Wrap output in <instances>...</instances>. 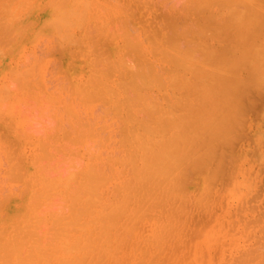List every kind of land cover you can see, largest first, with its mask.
<instances>
[{
	"label": "bare ground",
	"instance_id": "obj_1",
	"mask_svg": "<svg viewBox=\"0 0 264 264\" xmlns=\"http://www.w3.org/2000/svg\"><path fill=\"white\" fill-rule=\"evenodd\" d=\"M41 1V0H40ZM52 1V0H51ZM94 1V2H93ZM96 1V2H95ZM98 1V2H97ZM105 1H107V0H102V1H99V0H53V2H52V4L53 5H56V7L54 8V9H52L51 10V14L49 13L48 15H50V18L49 17H47L48 18V20L46 21L45 19H44V21L46 22V23H44V21L42 22V23H44V24H42L43 25V27H44V31H45V34H43V33H41V35L43 34L44 35V37L42 36V37H40V33L38 32V30H35V32L37 33L38 32V35L39 36H37V38H41V43L42 44H40V42H39V45L41 46V45H43L42 47H40V48H42V50L40 51V53H38V48H36V49H34L35 47H33L32 48V46H29L28 45V43H27V45L31 48L30 49V55H27L26 57H25V55H26V53H24V54H22V55H24L23 56V59L25 60L26 59V63H23V61L24 60H22L21 61V57H20V61L23 63V64H21L20 63V66H18L17 65V63H16V65H17V67H19L18 69H17V71H16V69H15V71H13V72H15V73H13L11 70L9 71V74H7L6 73V76L8 77V79H10V84L8 83V81H7V79H6V76H5V80H6V82H4V84H3V86H2V84H0V86H2V88L0 89L1 91H0V123H1V125L0 126H3L4 124H3V122L4 123H6L4 120H6L7 118H8V120H6V121H9L10 122V120L12 119V122L13 121H15V116L17 115V118L19 117V115L21 114L22 115V118H19L20 120H21V123H22V125H19L20 126V129H24L25 130V133L26 134H28V132H30L31 130H33V133H34V131L36 132V129H39L40 130V128L38 127L37 128V125H36V123L35 122H33L32 124H33V126H30V125H25V124H29L30 122H32V118H34V120L36 121H39L37 124L38 125H40L39 123H41L42 121H43V119H41V115H42V113H43V115L44 116H46V115H48V116H51V120L52 121H54L55 123L57 122V121H55L56 119L57 120H59L60 118L62 119H60L59 120V122H62V123H56V125L57 124H63V123H67L66 125H67V127H66V125L65 126H62L63 127V129H65V131L66 132H69V134L68 133H64V132H62L63 131V129L60 131L61 133H64L63 135L64 136H61V137H63V138H60V136H59V139L60 140H58V142H57V138H58V135L57 134H60L59 133V130L62 128V127H60V125H59V130L57 131V133H56V131H54L56 134L55 135H57V138L55 139V135L53 134L54 132H49L48 130H50V129H47L46 128V126L45 127H42L41 129H42V132L43 131H45V132H48V133H44L43 132V134L44 135H42V132H40L39 130H37L38 132H40V133H38V136H37V132H36V134L34 133V134H32L31 136H32V138L34 137V135L35 136H37L38 138H40V136H41V139H42V136H44L45 137V134H47V135H50V134H53L54 135V137H53V139H54V141L56 140V142L55 143H53L54 141H53V139L51 138L52 136H50L49 137V139L51 138L52 139V141L53 142H50V144H49V142H47V140H49V139H45L46 141H44V144H46V142H47V144H49V145H45L46 147H44V145L43 144H41V142H39L38 141V143H39V145L38 146H40V147H42L41 145H43V147H44V150H45V152L43 151V153L41 154L40 152H42V150L41 149H38L37 151L39 152V156H38V154L36 153V155H37V157H40L41 156V159H42V155H45L46 153L47 154H50V150H52V155H51V157H49V155H48V157H46L47 156V154H46V156H44V158H46V159H43V160H41L40 161V158H39V161L41 162L40 164H41V166L39 167L36 163L38 162V159H37V161H35L36 163L33 165V164H31L32 165V167H34L35 165H37L38 167H36V168H38V169H33V171H36V170H40V174H39V177H36L35 179H37L36 181H37V183H38V181H39V179H41L40 181H41V186L39 187L38 185H37V187H36V189L39 187V191L38 190H35V187L33 188L32 186H34V184L36 185L37 183H35L34 182V184L32 185L31 183V187L35 190V192L36 191H38L37 193H35V195H34V193L33 192H31L32 193V195L30 196V197H32L33 195L34 196H36V198L38 199V201H37V203L35 202V200H36V198H34V196H33V198H32V200H31V198L29 197V195H28V199H30V200H28V199H26L27 200V202H28V205H31L32 206V204H30L29 202L31 201V203H33V200H34V202L36 203H33V204H35L34 206H32L31 208L30 207H28V205H26V209L27 208H29V210L27 209V212L29 211L30 212V210H32V209H35V208H39V207H41L42 206V208H43V211L42 210H37L36 209V211L34 210V213L32 214V212H33V210H32V212H31V214L28 212V215L30 214V216H26L25 214L27 213V212H25V213H23V215H22V217H24V215L26 216V218L24 219V218H22L21 217V222L19 221L20 219L18 218L17 219V221H15L16 219V213H15V223L17 224H14V221L12 222V224H13V230H11L12 232L10 233V234H6L5 233V235L4 234H0V264H114L113 262H115V260H116V262L115 263H120V264H122V260L126 257H123L124 255H122L121 256V258H120V251L122 250L121 249V247H120V245H123V243H124V241L123 240H125V242H126V239L127 238H129V239H131L130 237H132V236H130V234L131 235H133L132 233H131V228L133 229V230H135V228L137 229L138 227H141V226H145L146 227V225L145 224H147V223H144L143 225L141 224V226H139V221L142 219H144V215H143V217L142 218H140V215L142 216V214L143 213H145L144 211H146V213H145V217L146 218H148V219H150L151 220V217L150 216H152L153 218H152V220L154 219V216L153 215H155V217H156V219L159 221H156L157 222V226H155L156 227V229H158V230H155V228H154V230H153V232H154V234L156 233V235H153V236H156L155 237V241H153L154 240V238H153V236L151 235H149V237L147 236L146 237V239H145V237H143L142 235V237L144 238H140L141 240H142V242H144L145 240H148L149 241V239H151L150 240V242H152V245L154 246L155 245V247H158L157 248V251L159 252V251H161V253L163 254L164 252L166 253V251H164V248H165V250H166V248H167V245H165L166 243H168L167 241H166V239L168 238L169 240L171 239V240H173V241H176L175 240V236L176 237H178V238H181L182 236H180L183 232H184V230H183V232L181 233V229H184V228H182V226H184V225H182V226H180V224L178 223V226L179 227H177V222H178V220L177 219H175V220H177L176 222L175 221H173V222H175V224H176V228L174 227V223H172V220H174V216L173 217H171V216H169V215H164L165 213H168L169 212V209L170 208H168L169 207V204L167 203V201L169 200V199H171V197H173V199H172V201H168V202H170V204H171V202H173L174 201V199H175V203L173 204V206L171 207V209H172V213H173V210H174V208L175 209H178V207L180 206V205H182L181 206V208L179 207V209H183L182 207H183V204H182V202L183 203H187L186 202V199H184V197H183V195L185 194V197H186V194H188L189 195V193L187 192V189H186V187H185V189H184V186L182 185V184H184V185H186V182L185 181H187V179H189L188 177H192V175L193 174H195V172H196V174H197V176L199 175V173L198 172H200V175H201V173H203L202 171V168L203 169H205V167H206V169H208L207 171L206 170H204V171H206V172H208L209 171V168L210 167H208L210 164H211V161L208 163V164H205V154H210V152H211V154L209 155L208 154V156H207V158H212L213 159V157H216V155H217V153L219 152H216V155H215V152H214V149H213V147L215 148V150H220V151H223L224 152V150H223V147L221 146V149H217V148H220V146L219 145H221V143H222V140H221V142H220V139L218 140V142H216L217 140H216V138L218 139V138H222L223 136L225 137L226 136V134H229L230 132L232 133V131H233V126H231V124L233 125V124H235V122H232V121H236L237 123H238V121H239V117H241V113L243 112V110L246 108V105H242V106H240L239 104H237V102L238 101H240V99H241V101L240 102H238V103H240V104H245V101H244V98H245V95L244 94H246V96L248 95V97H249V94H248V92L249 91H255L256 90V93L259 91V90H262V88H264V87H260L258 84V86H256V83L255 82H253L254 81V77H257V74H258V76H260V74H262V73H260L261 71H264V70H262V69H264V67H262V66H264V65H260V63H261V61L262 60H264V18H262V15H264V14H261V16H258L260 13H262L261 11V7H264V5H262V4H264V3H262V2H264V0H262V2L261 1H258V0H255V1H257V3H256V8L258 7L257 6V4H259L260 5V3H258V2H261L262 4H261V7H259V10H258V15L255 13V12H253L254 14H256V15H254L251 11L254 9V4L253 3H251V1H254V0H196L197 2H195V0H192V2L194 1V3H198L197 5H195V6H197L196 7V9L194 8L195 6H194V4H192V2H191V0L190 1H188V2H190L189 4L192 6L193 5V10H195V13H197L196 15L198 16V19H199V22H198V26L199 27H207V29H208V31L210 30L211 32H209V34H208V31H207V29L205 28H203L204 30H202V28H198V27H196V28H198L199 29V31L201 30V34H203L204 32V34H203V38H204V40L206 39V42L205 41H203V38H202V41H201V38L198 36V37H196L195 38V41L193 42L192 40L194 39V37L193 36H195V34L193 33L194 32V30H195V28L193 29V32H192V37L191 38H193V39H189V38H187L188 37V34L187 33H182V34H184V35H182V34H180L181 32L180 31H177V28H175L176 26L173 24V26H172V23L173 22H171L170 21V23H169V25H167V26H169V28H171L172 27V30H170L169 28H168V30H170L169 32H171V33H169L168 32V30H166L165 28L167 27V26H165L164 27V25H163V30L165 29L167 32H165L164 33V39H165V41L164 40H161V44H159V42L157 41V39H155L158 43H157V45L159 44L161 47V49H159L160 51H161V53H158L157 54V52L156 53H154V49L156 48V42H155V40L154 39H152L153 37H150L151 38V40H154V42H152V41H150V38L148 39V36L147 35H145V38H147V39H145L144 38V36H142L147 42L148 41H150L149 43H146V44H148L149 46H150V48H152L153 47V51L152 50H150V54H152L153 53V56L156 54L157 56V62H155V63H157L158 65H154L153 64V66H151L152 64H150L149 65V69H152V70H149V69H147L148 68V65H146V64H148V62H146V66L144 67V68H146L147 69V71H145L146 69H144L143 68V66H144V64L143 65H139V64H141L140 63V61L142 60V61H145V57L144 56H146L147 54L146 53H148V55H149V52H146L145 51V49L146 50H148L149 51V49L147 48V47H144L145 45H144V39L142 40V42H143V44L141 43V41H139L138 43H141L142 45H144L143 47L145 48H142L141 46V44L139 45L142 49H143V51H145V52H140V50L138 51L139 53H145L144 55L142 54V56L144 57V58H140L141 60L139 61V58L137 59V57H135V55H134V53H136V52H134V53H132L133 51H130V50H128L129 48H127L126 50H124L125 48H122V47H120V48H122L121 50L120 49H118V50H120L121 52H123L122 53V58L119 56L120 54L118 53V56H117V54L115 55V56H117V57H114V55L112 54V57H114V58H117V60L118 61H122V59L124 60V61H122L120 64H122V65H119V63H118V61L117 60H114L116 63H114V62H111V60H109V56H108V58L107 57H104V55H102V51L103 50H105L106 48H102V45H105V46H107L108 45V43L109 44H111L112 42H110V41H115V37H117L116 38V40L117 39H122V40H120V42L122 43V42H124V44H128L129 42V40H127V39H130L129 37L131 36L130 34H133V33H135V32H138L139 31V29H138V27H139V24H138V27H136V25H135V27L134 26H132L131 25V27H129V28H131V29H135L134 31L132 30H130V29H128V25H126V24H129V23H124V22H122V24L121 23H119V21H117V18H119V17H122L121 15H123V14H121L120 12V15L118 14V15H116V13L118 12V7L117 6H119L120 8L123 6L124 7V5H125V7L128 5V6H130V4H132L133 3V7L132 6H130L131 8H133V11H134V9H135V11L137 10V6H138V4L137 3H139V1L143 4V2L142 1H144V5H149V4H146V3H151L152 1L151 0H149V1H145V0H137L138 2H136L135 0V2L133 1V0H131V2H129L130 0H128V1H125L126 3H128V4H124L123 2H122V0L121 1H119V0H113V2L114 1H116V4H117V2H118V5H116L115 4V2L113 3V5H115L114 7H116L115 9L117 10H115L116 11V13H115V11H114V13H115V15L114 16H116V17H114V19L112 20V17L111 16H113L112 14H109L108 15V17L110 18L111 17V19H110V23L108 22V24H106L105 23V26H104V28H105V30L107 31H105V30H103V31H105L107 34H108V32H109V35H108V38L110 37V39H108L107 37H105V38H107L109 41L107 42V41H105V40H107V39H102V40H104L103 42L105 43H99L98 42V40H99V38L101 39V37L103 38V35L104 36H106L107 34L105 33V32H103L102 34H100V35H102V36H98L99 38H97V35L96 34H98L97 32L95 33L94 31H99V26H100V24L101 23H99V22H101V20L103 21H106L107 19H108V17H103V18H105V19H103L102 17H96V16H92V15H102V16H104L102 13H105V16H107L106 15V12L108 13H110V11L111 10H113V8H111V6H109L108 7V5L110 4V3H108L109 1H107V3L105 2ZM213 1H216V2H213ZM42 2V1H41ZM93 2V3H92ZM101 2V3H100ZM102 2H103V4H102ZM104 2L106 3V5H104ZM111 2H112V0H111ZM217 2H219V3H217ZM45 3V2H44ZM46 3H48L47 1H46ZM51 3V2H50ZM95 3V4H94ZM120 3H122L121 5H119ZM38 4V0H28L27 1V6L28 7H34V6H36ZM49 4V3H48ZM98 4H100V5H98ZM135 4H137L136 6H135ZM140 4V3H139ZM141 4V5H142ZM211 4H213L212 5V7L216 4L217 6L218 5H220V6H222L223 7V9L224 10H218V11H220V15L222 14H224L225 13V15H226V13H227V15L225 16V18H224V16H222V17H220V15H212V12L210 11V13H209V11H205V10H208V8H209V5H211ZM13 5V4H12ZM93 5H98V7L99 8H101L102 9V12H96L93 8H95V6L94 7H92ZM111 5V4H110ZM216 5L213 7V8H216ZM23 6V5H22ZM103 6H106V7H104V9H106L105 10V12H103L104 11V9L102 8ZM127 6V7H128ZM135 6V7H134ZM219 6V7H220ZM13 7V6H12ZM98 7H97V11H98ZM121 8L122 10L121 11H123L124 10V8ZM126 7V12H122V13H127L128 14V12L130 13L131 12V8H127ZM211 6H210V9L212 8ZM219 7H217V8H219ZM238 7H242L244 10H238ZM110 10H109V9ZM206 8V9H205ZM225 8H228V9H225ZM255 8V9H256ZM3 9V8H2ZM45 9V8H44ZM96 9V8H95ZM129 9H131L130 11H128ZM198 9V10H197ZM201 9H203V11H205L206 13H207V16H203L202 15V17L203 18H205L204 19V21L205 22H207V19H208V22H207V25H209V27L207 26V25H201V22H203V21H201L200 19L202 18V17H200L199 16V13L200 14H202L201 12H202V10ZM205 9V10H204ZM219 9H221V7L219 8ZM250 9H252V10H250ZM254 9V10H255ZM258 9V8H257ZM262 9H264V8H262ZM24 10V9H23ZM124 10V11H125ZM217 10V9H216ZM248 10L251 12V14H249V13H247L248 12ZM261 10V11H260ZM15 11V10H14ZM13 10H12V12H14ZM100 11V10H99ZM128 11V12H127ZM132 11V12H133ZM224 11V12H223ZM259 11H260V13H259ZM30 12V11H29ZM98 13V14H96V13ZM112 13H113V11H111ZM222 12V13H221ZM95 13V14H94ZM100 13V14H99ZM203 14H205V13H203ZM111 15V16H110ZM206 15V14H205ZM210 15V16H209ZM24 16V15H23ZM38 16H40L39 14H38ZM76 16H78V18L79 19H76L77 17ZM82 16H84V17H82ZM89 16H91V17H89ZM124 16V15H123ZM212 16V17H211ZM214 16H215V22H218V20L221 18V20H219V22L218 23H216V24H214ZM219 16V17H218ZM13 17V16H12ZM51 17H52V19H53V21H52V19H51ZM93 17V20L95 21H93V25H94V23H95V27L93 26V29L94 30H92V25L90 26L89 25V23H88V19L89 18H92ZM97 19H96V18ZM262 18V19H260V18ZM20 18V17H19ZM82 18H83V20H82ZM85 18V19H84ZM95 18V19H94ZM102 18V19H101ZM170 18L172 19V17H171V15H170ZM203 18H202V20H203ZM209 18H211V20L213 21V22H211V20L209 19ZM100 19V21L98 22L97 20H99ZM224 19V20H223ZM20 20V19H19ZM77 20V21H76ZM87 20V21H86ZM91 19H89V21H90ZM109 20V19H108ZM115 20V21H114ZM223 20V21H222ZM262 20V21H261ZM12 21V20H11ZM16 21H18V20H16ZM29 21H30V19H29ZM111 21H113V22H115V25L113 26V24H112V22ZM116 21H117V23H119L120 25H116ZM24 22V21H23ZM37 22V21H36ZM50 22H52V23H50ZM17 23V22H16ZM27 23V22H26ZM90 23H92V22H90ZM97 23H98V25H97ZM209 23V24H208ZM2 24V23H1ZM10 24H12V23H10ZM111 24V25H110ZM124 24V25H123ZM212 24V25H211ZM215 26H214V25ZM106 25H107V28H108V25L111 27H109L108 29H110V31L111 30H113L114 32L112 33V35H111V32L110 31H108V29H106ZM122 25V26H121ZM130 25V24H129ZM156 25H160V24H156ZM22 26H23V24H22ZM35 26V25H34ZM33 26V27H34ZM39 26V25H38ZM37 26V27H38ZM119 26H121L120 27V29H119ZM127 27V30L126 29H124V27ZM142 26V25H141ZM158 26L156 27V28H154L153 29V26H152V29H151V27H150V29L152 30H147L145 27H149V26H144V28H143V31H145V30H147V32H149V34L152 36V33L154 34L153 36H156V34H157V36H158V39L160 38V36H159V34H160V29L158 30V32L157 31H155V30H157V28H158ZM214 26V27H213ZM2 27V26H1ZM116 27H118V28H116ZM125 27V28H126ZM161 27V26H160ZM176 29H174V28ZM52 28V29H51ZM121 28H123V30H125L124 32H121L120 30H122ZM118 29V30H117ZM161 29V31H163ZM2 30V29H1ZM78 30H80V34H82V33H85L86 32V30H88V32H86L89 36H87V35H85V34H83V35H85V38L83 37V36H80L81 38H83V40H81V44L82 45H80V39L81 38H79V36H77L78 38H77V42H79L78 44L81 46V47H83V45H86V48H88V46L91 44V42H89V41H91V40H89L90 38V34H91V31H92V34H91V36H95L94 38H91L92 39V46H94V47H91V46H89L90 48V50L91 51H93L94 50V52H89L88 50V52H83V51H81L80 52V54L81 53H85V54H87V59L89 58V56L90 55H88V54H91V59L89 60L90 62V67H95L96 65H97V68L99 67L100 68V66H98V65H105V59H107L106 60V65H107V67H105L104 65L103 66H101V68L103 69V71L105 70L106 71V69L107 70H109L111 67H112V69H110L109 71H106V74L108 75V76H111V77H109V79L111 78H113V77H115V75H116V73H114V75H112L111 73V71H115V72H117L116 70H117V68L119 69L120 68V66H123V65H125L126 64V61L125 60H127V64L128 65H125L126 67H128V66H132V68H130V67H128V68H130V70L132 69V71H129V70H127L128 68H126V69H124L125 67L123 66V67H121V68H123V69H121V74L119 73L120 72V69H119V72H117V75H118V73H119V75H118V78H122L123 80H125L124 79V76L122 77V73L125 71V70H127V72H128V74H130V75H128L129 77H130V81H128V82H130L129 84H127L128 82H124V81H121V78L119 79V81L117 82V84L119 83H121V82H123L122 84H124V85H122V84H120V86L122 85L123 87H125V88H123V87H117L118 85L116 84V82H115V84H116V86H115V84L114 85H112V86H115L116 88H118V90L116 89V91L118 92V91H122V92H124V93H116L115 92V90H114V88L112 87V88H110L109 86V84L108 83H106V84H103V85H105L108 89H110V91L112 92V89L114 90L113 92H115V93H109L108 92V89H107V91H106V93L108 94V96H109V99H110V102H113L112 104H115L114 106L113 105H110V106H112L113 108H111L112 110H114L115 108H116V111H118V113H119V120L121 121L122 119H124L125 121H128L129 122V120H130V122H129V124H131L132 122H131V120H133V122H136V123H134L135 125L134 126H137L136 128L133 126V123L131 124L132 126H133V128L132 129H130L129 131H128V133H126V135H125V137H122L121 136V134H119L120 132H122V131H119V130H124L121 126H123L122 125V123H121V125L119 126L118 124H120V122L119 123H117V122H113L114 124L116 123L119 127H117V129L116 128H114L113 126H112V130L113 129H116L118 132L116 133V135H120L119 137H122L121 139H119V138H117L118 139V142H123V144L122 145H120V143H118L117 144V141H116V144L115 145H118V146H115V145H113L112 146V149L114 148L115 149V147H117V149H116V152H117V150L119 151L120 150V148L119 147H121L122 146V150H124L125 149V153L122 155V157H121V155H118V156H116V154L117 153H115V152H113L112 151V149L109 147V145H107L108 146V148L105 146L106 144H104L105 143V141H106V139H102L101 138V135H100V133H99V131H96L98 128H99V126L97 127V129H95L96 127V124L95 123H97L96 121L94 122V119L92 120L91 119V117H93V115H94V118L96 117H98V119H99V117L101 116H98L99 114H108L109 115V112H107L108 111V107L109 106H107V103L105 104L104 102L106 101L107 102V98L106 97H108V96H106V95H104L105 94V89H104V86L102 87L101 85H99V84H102L103 83V81H107V80H109L108 78L105 80V78L106 77H108V76H105V78H103V76H102V72L101 73H99L98 74V71L97 70H95L96 72H94L93 71V68H91V70L92 71H89V73L88 74H90V72H92V73H95V75L93 74H91V77H92V79H91V77H90V79L88 78V81H89V84H88V82H87V84H88V86L89 85H93L92 83H94V81L95 80H98V81H95V82H102V83H99L98 85H93L92 86V88H89L90 89V92L88 91V89H84L86 86H87V84L86 85H84L83 86V84L82 83H80V84H82L81 86L80 85H78L76 82H74L73 81V78L72 77H69V76H67V73H64V71H63V73L64 74H66V76L67 77H65L64 79L66 80V78L68 79V77L70 78L69 79V81H72V82H74L75 84V87H77V91H75V90H72L73 88H70V87H73V84H71V82H70V84L72 85H70V86H68L67 87V90L69 91V89H70V91H71V93L70 92H68V93H70V95H72V93H73V95H76V92H77V95H76V97L78 96H80L81 98H80V100H82V98L84 97L83 95H84V92H86L85 94H87L88 96H86L85 95V98H83V100H86L85 102L82 100V101H79V99H77L75 96H73V97H75V99H77V105L78 104H80V105H78L79 107H77V106H75L76 105V100L75 101H73V99L70 101V97L68 96V93H66L67 92V90L65 91V89H66V87L65 88H63L64 87V84H65V81H63L62 80V78H63V76L61 75V72H60V76L61 77H59V72L58 71H61V69H62V66H61V63H59V61L61 60V57H62V54H61V52H62V50L64 51L67 47L69 48H71V47H73V45L75 46V45H77L78 46V48H81V47H79V45L78 44H76L77 42H76V35H78V34H76L75 35V33H76V31L78 32ZM116 30V31H115ZM178 30H179V28H178ZM6 31V30H5ZM85 31V32H84ZM119 33H121V34H119ZM141 31V30H140ZM174 31L176 32H179V34L178 33H174ZM207 31V32H206ZM1 32V31H0ZM31 32V31H30ZM93 32H94V34H93ZM146 32V31H145ZM156 32V33H155ZM6 32H4V34H5ZM32 33H33V31H32ZM125 33V34H124ZM139 33V32H138ZM137 33V34H138ZM143 32L141 31V33L140 34H142ZM159 33V34H158ZM162 33V32H161ZM172 33L173 34H176V36L174 35H172ZM207 33V34H206ZM113 34H117L118 36H115V35H113ZM130 36H129V35ZM137 34H133V36L131 37V39L132 40H134V39H138V40H140V38H142L141 37V35H140V37L138 38L137 37ZM145 34H147V33H145ZM177 34H178V37H177ZM186 34V35H185ZM210 34H212L213 36H210ZM223 34H225V35H223ZM9 35V34H8ZM32 35V34H31ZM75 35V36H74ZM99 35V34H98ZM123 35V36H127L126 37V39L124 38H121V36ZM136 35V36H135ZM139 35V34H138ZM6 36V35H5ZM18 36V35H17ZM25 36V35H24ZM87 36V37H86ZM115 36V37H114ZM136 38H135V37ZM166 36H168V39H170V41H168V39H167V37ZM172 36V37H171ZM180 36H181V38H180ZM182 36H184L183 38H185L186 36V38L188 39V43H187V41H184V39H182ZM205 36H207V37H205ZM211 37V39H213V40H217V42L220 40H222V43H223V41H225L224 42V44H223V46L222 45H220L221 43L220 42H218V44L217 43H215L216 45H215V47L213 46L214 45V43H213V45H212V43L210 42V40H208L207 38L208 37ZM4 37V36H3ZM34 37V36H33ZM61 37H63V38H61ZM113 39H112V38ZM163 37V36H162ZM170 37V38H169ZM210 37H209V39H210ZM35 38V37H34ZM35 39V40H38V39ZM39 38V39H40ZM64 38H65V40H64ZM155 38V37H154ZM173 38V39H172ZM185 38V40H187ZM197 38H200V40H198ZM9 39H11V38H9ZM25 39H27V38H25ZM86 39H88V42H89V44H88V42L85 44L84 42H85V40ZM136 39V40H137ZM179 39V40H178ZM185 42V43H187V46H186V44H184V42L182 41V40ZM2 40V39H1ZM12 40V39H11ZM34 40V39H33ZM67 40V41H66ZM95 40V41H94ZM97 40V41H96ZM101 40V41H102ZM132 41V42H130L132 45H130L131 46V50L133 49L134 51H136V49H139L138 47L139 46H136L138 43H137V41ZM178 40V41H177ZM189 40H190V42L193 44V45H190L191 43L189 42ZM197 40L199 41V42H197ZM208 40V41H207ZM10 41V40H9ZM8 41V42H9ZM23 41V40H22ZM64 41H65V44H72V43H75V44H73V45H70V46H68V45H64L63 46V43H64ZM100 41V40H99ZM119 41V40H118ZM127 41V42H126ZM131 41V40H130ZM179 41H181L180 43H178ZM2 42V41H1ZM34 42V41H33ZM37 41H35L34 43H36ZM68 42H70V43H68ZM83 42V43H82ZM93 42H96V43H93ZM136 42V43H135ZM166 43L167 45H164V43ZM183 42V43H182ZM201 42L203 43L202 45H201ZM107 43V44H106ZM120 43V44H121ZM135 43V44H134ZM155 43V44H154ZM171 43V44H170ZM176 43H178V44H176ZM220 43V44H219ZM88 44V45H87ZM95 44V45H94ZM114 45H115V43H113ZM118 44V43H117ZM118 45V46H123V44H121V45ZM126 44V45H127ZM153 44V45H152ZM168 44H170L169 46H168ZM182 46H184V47H181V45ZM196 44V45H195ZM204 44H206V45H204ZM5 45V44H4ZM97 45H98V47L100 46V48H102L101 50L102 51H100L99 50V52H97V50H98V48H97ZM126 45H124V46H126ZM151 45H152V47H151ZM158 45V46H159ZM162 45H164L165 46V48H166V46H168L167 47V49L165 50V48H164V46L162 47ZM172 45V46H171ZM198 45H199V47H198ZM217 45H220V46H218V47H220L219 49H221V50H218V48L216 49V46ZM34 46V45H33ZM37 46V45H36ZM62 46H63V49H62ZM65 46H67V47H65ZM137 48H136V47ZM203 46V48H200V47H202ZM65 47V48H64ZM111 47V46H110ZM115 47H117L116 45H115ZM127 47H129L128 45H127ZM133 47V48H132ZM155 47V48H154ZM191 47V48H190ZM199 49H198V48ZM67 48V49H68ZM69 48V49H70ZM109 48V47H108ZM135 48V49H134ZM66 49V50H67ZM77 48H73V51H75ZM97 49V50H96ZM112 49V48H111ZM115 49V48H114ZM163 49V50H162ZM196 49L198 50V51H201V52H197V53H199L200 55L202 54V56H198L199 54H195L196 53ZM26 50H27V46H26ZM65 50V51H66ZM71 50H72V48H71ZM78 51H80L79 49H77ZM158 50V47L156 48V51ZM165 50V51H164ZM95 51H96V53H95ZM117 51V50H116ZM116 51H113V52H116ZM126 51V52H125ZM128 51H130L131 52V54L129 55L128 54ZM159 51V52H160ZM25 52H27V51H25ZM68 52H69V50H68ZM72 51H70L69 52V54L71 53ZM101 52V55L100 54H98V53H100ZM105 52V51H104ZM107 52V51H106ZM124 52L127 54V56H126V54H124ZM129 52V53H130ZM28 53V52H27ZM64 54H65V52H63ZM76 53V56L78 57V55L79 54H77V51L75 52ZM95 53V55H96V57L95 56H93L92 54H94ZM108 53V52H107ZM162 53H165V54H162ZM18 54H20V53H18ZM44 54H47V55H44ZM85 54H82V55H84L85 57V59H86V55ZM98 54V55H97ZM104 54V53H103ZM125 56H124V55ZM134 55V57L139 61V63H138V61L137 62H135V58L133 57V55ZM141 54H140V56H141ZM160 54H162L161 56H160ZM71 55H73V54H71ZM75 55V54H74ZM73 55V56H74ZM99 55L100 56H103L102 57V59H100V57H99ZM129 55V56H128ZM132 55V56H131ZM139 55V54H138ZM164 55V56H163ZM195 55V56H194ZM196 56H198V57H196ZM16 57H19V55H17ZM65 57V56H64ZM68 57V56H67ZM126 57L128 58V59H130V62L128 61V59H126ZM130 57H133V59L132 58H130ZM148 57V58H147ZM150 56H146V61H147V59H150L149 58ZM160 57V58H159ZM193 57H196L197 58V62L195 61L194 62V60H196V59H194ZM96 58H98V59H96ZM103 58H105V59H103ZM12 59V58H11ZM54 59L56 60V63H58V64H55V61H54ZM86 59V60H87ZM95 59V60H94ZM131 59L134 61V63H133V65H130L129 63H131ZM155 59H153V57L150 59V62L152 63V62H154V60ZM203 59H206V61H205V63L203 62H201V61H203ZM63 60V59H62ZM83 60V59H82ZM94 60V61H93ZM103 60V61H102ZM113 60V59H112ZM155 60V61H156ZM11 61V60H10ZM18 61V60H17ZM20 61H18V64H19V62ZM65 61V60H64ZM78 61H79V59H78ZM78 61H71L70 62V60H69V63L68 64H71V67L73 68V72L74 71H77L78 69H80V67H81V65H83V64H81V63H83L84 62V60L82 61V62H80V64H79V62ZM91 61H92V63H91ZM96 61V62H95ZM99 61H100V63H102V64H100L99 63ZM102 61V62H101ZM209 61V62H208ZM15 62V61H14ZM61 62V61H60ZM104 62V63H103ZM124 62H125V64H124ZM194 62V63H193ZM13 63V62H12ZM93 63H96L95 65L93 64ZM111 63H114V64H118V66L116 67V66H114V64H111ZM136 63L139 65V66H141V67H138L137 65H136ZM210 63V64H209ZM54 64L56 65V66H54ZM85 64H87V63H85ZM11 65V64H10ZM16 65H11V67L10 68H12V66H13V68H14V66H16ZM161 65H162V67L163 68H161ZM207 65H209V67L207 66ZM54 66V71H50L51 70V68ZM68 66H70V65H68ZM108 66H110V67H108ZM138 68H137V67ZM159 66V67H158ZM65 67V66H64ZM113 67H114V69H116V70H113ZM116 67V68H115ZM135 67V68H134ZM158 67V68H157ZM260 67H262V68H260ZM16 68V67H15ZM57 68V70L58 71H55V69ZM137 68V70H141L142 68H143V70H141L140 71V73H138V72H136V74H135V70L134 69H136ZM140 68V69H139ZM154 69V70H153ZM158 69L160 70V71H158ZM86 70V69H85ZM89 70H90V68H89ZM123 70V71H122ZM149 70V71H148ZM259 70H261V71H259ZM5 71V70H4ZM8 71V70H7ZM10 72L12 73V74H10ZM66 72V71H65ZM108 72L110 73V74H108ZM126 72V73H127ZM131 72V73H130ZM134 72V74L132 75V73ZM243 73L244 74V76H243V74H242V76H240L239 77V75H238V77L239 78H241L240 80H237V82H236V79L234 78L235 76H236V73ZM259 72V73H258ZM80 73V72H79ZM78 73V74H79ZM105 73V72H104ZM126 73H125V75H126ZM249 73L250 74H252V75H249ZM50 74V75H49ZM69 74V73H68ZM234 74V75H233ZM2 75H3V73H2ZM51 75L52 76H54V81L51 79V78H49V77H51ZM83 76L81 73L77 76L78 78H79V76ZM254 75H256V76H254ZM1 76V75H0ZM48 76V77H47ZM81 76H80V79H81ZM88 76V75H87ZM94 76V77H93ZM102 76V77H101ZM113 76V77H112ZM120 76V77H119ZM131 76L133 77V78H131ZM232 76V78H230ZM234 76V77H233ZM245 76H246V79H245ZM252 76H254L252 79H250ZM262 77H264V74H262L261 75ZM47 77V78H46ZM89 77V76H88ZM117 77V76H116ZM227 77H229V78H227ZM237 77V76H236ZM237 77V79H239ZM244 77V78H243ZM262 77H259L260 78V80L262 81V82H264V79H262ZM46 78V79H45ZM53 78V77H52ZM77 78V79H78ZM84 78V80H86L87 78L86 77H82V79ZM104 79L103 81L102 80H100V79ZM2 79V78H1ZM49 79V83H51L48 87H50V86H52V87H54V88H52L51 87V89H53V90H56L57 89V91L58 90H60L61 91V93L60 92H58V93H60V94H63L62 96H64V92H62V91H65V93H66V95L65 96H67V97H65V100H67L66 102H68V101H70V102H75L74 104H72L73 106L71 107V105L69 106V104H70V102H69V104L68 103H66V105H65V102H63L62 104H64L63 105V107L61 106L62 104H60L59 102H62L63 101V98H62V101L61 100H59V102L58 101H56V99H55V97H57V94L55 93H53L52 92V90L49 88V90H51V92H49V94L51 93H53L55 96H53V94L51 95H49V94H47V93H44L43 92V90L45 89L44 87H42V82H40V81H43V83H44V81L46 80H48ZM51 79V80H50ZM77 79H76V81H77ZM80 79H78V81L80 80ZM81 79V80H82ZM94 79V80H93ZM131 79H132V81H131ZM233 79V81H229V80H232ZM234 79H235V82H234ZM248 79H250V83H248L249 81H248ZM3 80V79H2ZM84 80H82L81 82H83ZM114 80V78L112 79V82H114L113 81ZM116 80H117V78H116ZM129 80V79H128ZM247 80V81H246ZM4 81V80H3ZM45 81V83H47ZM50 81H53V85H52V82H50ZM68 81V80H67ZM92 81V82H91ZM121 81V82H120ZM126 81V80H125ZM108 82V81H107ZM111 81H109V83H112ZM8 83V84H7ZM11 83H12V85H11ZM44 83V84H45ZM48 83V84H49ZM67 83H68V85H69V82H66V84H65V86L67 85ZM85 83H86V81H85ZM105 83V82H104ZM253 83V84H252ZM48 84H45V86H46V88H47V85ZM63 84V85H62ZM109 86H108V85ZM247 84H249V86H247ZM76 85H78V86H76ZM253 85V86H252ZM61 86H63L62 87V89H61ZM80 86V90L82 89V90H84V92H82L81 91V93L79 94V87ZM87 86V87H88ZM91 86H89V87H91ZM97 88H96V87ZM98 86H100V87H102L101 89H104V90H102V92H101V89L100 90H97V89H99L98 88ZM251 86V87H250ZM42 87V88H41ZM86 87V88H87ZM259 87V88H258ZM59 88V89H58ZM94 88H95V90H97V91H95L94 90ZM122 88V89H121ZM251 88H253V89H251ZM254 88H256L255 90H254ZM48 89V88H47ZM46 89V90H47ZM64 89V90H63ZM259 89V90H258ZM86 90V91H85ZM123 90H125V91H123ZM247 90V92H245ZM249 90V91H248ZM95 92V94H96V92H97V96L94 94V93H91V92ZM99 91H100V93H99ZM120 91V92H121ZM103 92H104V94H103ZM154 92H156L155 94H154ZM245 92V93H244ZM82 93H83V95H82ZM255 93V92H254ZM253 93V94H254ZM60 94H58V96H60L59 98L61 99V95ZM91 94H93V95H91ZM258 94V93H257ZM90 95H91V97H90ZM94 95L96 96L95 97V99L96 100H94ZM101 95H102V97L104 98V96H105V98H106V100H105V98L103 99L102 97H101ZM104 95V96H103ZM155 95H157V97L155 96ZM160 97H159V96ZM259 95V94H258ZM72 96H71V98H72ZM83 96V97H82ZM92 96H93V98H92ZM98 96H100L101 98L99 99L98 98ZM154 96V97H153ZM251 96V95H250ZM54 97V98H53ZM156 97V98H155ZM243 97V98H242ZM247 97V98H248ZM252 97V96H251ZM250 97V98H251ZM58 98V99H59ZM69 100H68V99ZM246 98V102L248 101V100H251V99H247ZM57 99V100H58ZM91 100V101H89V100ZM64 100V101H65ZM92 100H94L93 102H94V104L96 105V107H98V106H100L99 107V110H97V108H96V113H98V115L97 114H92V115H88L89 114V111H91V112H93V113H95V111L94 110H91V109H93V106L92 105H94V104H89V103H92ZM98 100H101V101H99V103H98ZM103 100V101H102ZM243 100V101H242ZM87 101H89V102H87ZM96 101V102H95ZM235 101V102H234ZM237 101V102H236ZM252 102H253V100H251ZM23 103V104H18V103ZM85 104V106H86V102H87V105L88 106H90L89 107V109L90 110H88L87 111V108H88V106H86V108H84V104ZM101 102V103H100ZM233 102H234V106H233ZM250 102V101H249ZM251 102V103H252ZM105 104V106H106V108H107V110L105 109V108H102L101 107V105L100 104ZM109 103V102H108ZM117 103V104H116ZM229 103H231V105L232 106H230V104ZM250 103V104H251ZM68 104V105H67ZM82 104V105H81ZM229 106H228V105ZM237 104V105H236ZM248 105H249V103H247ZM26 105V106H25ZM60 105V106H59ZM109 105V104H108ZM116 105L118 106V107H116ZM239 105V106H238ZM247 105V106H248ZM20 106H21V110H24L25 111V109H26V107H34V109H38V111L40 110H42L41 111V113H40V111H39V114H40V116H39V114H38V116H39V118L41 119H39L38 120V117H37V113L36 112H38V111H36L35 110V112H32V113H34V116H33V114H28L29 112H27L28 110H30L29 108H27L26 110L27 111H25V113L26 114H28L27 116H26V114H25V116H23V114H22V111L21 110H19L18 112H16L17 110H18V108L17 107H19L20 108ZM22 106L24 107V109H22ZM67 108H69V109H67ZM74 106H75V108L76 109H74ZM83 107L84 108V112H85V110H86V114L83 112V111H80L79 109H83V108H81V107ZM92 106V107H91ZM239 107V108H235V107ZM54 107V109H51V108H53ZM63 108L64 110H65V112H64V110H62V113H65V114H68V113H66V112H69L70 113V110H72L73 112H76V111H78L79 110V112L77 113L78 115L77 116H81L83 113V115L81 116V117H76V114L74 115L76 118L74 119V120H76L75 122H74V120H72L73 118L72 117H70L69 115H71V114H68V117H70V120L71 121H73L74 122V124L76 123V125L74 126L73 125V122H71V121H68L69 119H68V117H67V115H63L61 112H59L58 110L60 109V108ZM104 107V106H103ZM226 108L227 107V111L224 109V108ZM233 109L232 111H231V108ZM241 107V108H240ZM17 108V109H16ZM57 108H59V109H57ZM61 108V109H62ZM72 108V109H71ZM95 108V107H94ZM44 109H47V110H45L46 111V115H45V111H44ZM51 109V110H50ZM60 109V110H61ZM106 111H105V110ZM117 109H119V110H117ZM222 109H224L225 110V112H224V110H222ZM230 109V110H229ZM236 109V111L234 112V110ZM241 109H243L242 110V112H238V111H240ZM50 110V111H49ZM54 110H56V113L58 114L56 117H58L59 116V113H61L60 115L62 116V117H60L59 116V118H56L55 119V116H53V115H51V111H52V114H56V113H54L55 111ZM69 110V111H68ZM76 110V111H75ZM102 110H104V111H102ZM238 110V111H237ZM20 111H21V113H20ZM32 110H30V112H31ZM48 111H49V113H48ZM71 111V112H72ZM101 111V112H100ZM115 111V112H116ZM229 111V112H228ZM80 112H83V113H80ZM90 112V113H91ZM107 112V113H106ZM15 113H18V114H15ZM36 113V114H35ZM112 113H113V111H112ZM117 112L115 113L116 115L118 114ZM238 113H240V114H238ZM50 114V115H49ZM74 114V113H73ZM73 114H72V116H73ZM81 114V115H80ZM111 114V113H110ZM235 114V115H234ZM5 115H6V117H7V115H8V117L7 118H3V117H5ZM32 116V118L30 117V116ZM89 116L90 117V122H91V120H92V122H91V125H92V127H93V129H89V130H87L88 128H86L87 126V124H88V126H89V128H91L90 126L91 125H89V119L88 120H86V121H88V123L85 121L84 123H83V121L82 122H80L81 123V126H82V128L79 126L80 124H78V126L80 127H78L77 129H72V131H73V133H74V135H72L73 137L71 138V133L72 132H70L69 131V128L71 127V126H74V128L75 127H77V122L79 123V121H80V119L79 118H81V119H83V117L84 116ZM105 115V117H108V115L106 116ZM64 116H66V121L65 122H63L64 121ZM111 117L109 118V120L111 119V118H113V117H115V116H113L112 114L110 115ZM113 116V117H112ZM118 116V115H117ZM138 116V117H137ZM229 116H231L230 118H229ZM232 116H233V118H232ZM36 117V118H35ZM54 117V119L55 120H53L52 118ZM86 117V118H87ZM105 117H102L103 119H101L100 118V120H105L104 118ZM17 118H16V120H17ZM44 118V117H43ZM72 118V119H71ZM79 119V121H77L78 119ZM122 118V119H121ZM133 118V119H132ZM226 118L228 119V120H226ZM232 118V119H231ZM236 118V119H235ZM10 119V120H9ZM14 119V120H13ZM116 119V118H115ZM231 119V120H230ZM20 120H18L19 121V123L18 122H16V123H12V122H10V123H12V124H21L20 123ZM108 120V121H109ZM124 120H122V121H124ZM226 120V121H225ZM230 120V121H229ZM41 121V122H40ZM107 120L105 121L106 123L108 122ZM116 121H117V119H116ZM124 121V122H125ZM68 122H69V125H70V123H72V125L71 126H69L68 125ZM101 122L102 121H100L99 123H100V126H101ZM104 121H103V127L101 126L100 128H102L103 129V131L102 130H100V131H102L101 132V134H102V136H104L103 138H106L107 137V134L109 135V133H110V131L112 132V134L111 135H109V137L110 136H112V137H114V133L116 132V130H110L111 128H110V126H111V124H112V122H111V120L109 121L111 124H110V126H109V128L110 129H108L109 130V132H104V130L106 131L107 129H105L106 127L105 126H108V125H105L106 123H105ZM127 122V123H128ZM231 124H230V123ZM87 123V124H86ZM105 123V124H104ZM125 124L126 126L128 125V124ZM138 123V124H137ZM226 125H225V124ZM3 124V125H2ZM8 124V126L10 125L9 123H7ZM23 124L25 125V127L24 128H21L22 126H23ZM83 124V125H82ZM86 124V125H85ZM94 124V125H93ZM109 124V123H108ZM116 124L114 125L115 127H116ZM137 124V125H136ZM225 126H224V125ZM230 126H229V125ZM44 124H43V122L41 123V125L40 126H43ZM64 125V124H63ZM10 126H12V125H10ZM36 126V128H34L33 129V127H35ZM86 126V127H85ZM131 126V127H132ZM220 126H222V128L220 127ZM226 126H229V127H227V128H229V131L230 132H228V131H226L227 130V128L225 129L224 127H226ZM6 126H4V128H5ZM13 128H14V126H12ZM30 127H32V129L30 130V129H27V128H30ZM84 127L86 128V131H84L85 132V135H88L89 136V138H91V136L93 137V136H98V134H99V138L98 137H96V139L95 138H93V142L92 141H89L90 142V144L92 145V146H96V147H94V148H96V151H94L95 153H96V156L94 155V156H92L93 154H92V152L90 153V154H92V155H90V156H92L93 158H87L88 159V161H89V163H88V168L86 167V164H87V162L85 163V165H84V167L86 168L84 171L82 170V173H81V169H82V167H81V165L83 166V160L82 159H80V161H81V163H80V161L78 162L77 160H76V158L77 159H79V156H77V155H80V151H79V149L80 148H82L83 146V142L82 141H84V143H89L88 142V140H90V139H88V137H87V139L85 140L84 138H85V135H83L84 134V132H82L83 131V129H84ZM122 129H121V128ZM129 127V126H128ZM2 128V127H1ZM6 128H8V127H6ZM5 128V129H6ZM15 128H16V126H15ZM44 128H45V130H44ZM54 128V127H53ZM66 128H67V130H66ZM118 128H120L119 130H118ZM125 128H127V127H125ZM5 129H2V131L3 132H5L6 130ZM9 129H11V128H9ZM19 129V130H20ZM71 129V128H70ZM82 129V130H81ZM95 129V130H94ZM128 129V128H127ZM13 131V133L16 131V129H12ZM15 130V131H14ZM19 130L17 131L18 132V134H17V136L18 135H21V133H23V132H21V130H20V132H19ZM23 130V131H24ZM26 130L28 131V132H26ZM30 130V131H29ZM52 130H55V128L54 129H52ZM81 130V131H80ZM85 130V129H84ZM93 130V131H92ZM99 130V129H98ZM77 131H80L79 133H80V135H81V133H82V136H79L78 134L79 133H77ZM89 131V132H88ZM98 133H96V132ZM220 131V132H219ZM221 131H222V133H221ZM225 131V132H224ZM1 132V131H0ZM2 132V133H3ZM17 132H15V134L17 133ZM95 132V133H94ZM219 132V133H218ZM6 133V132H5ZM4 133V134H5ZM25 133H23V135L25 134ZM72 133V134H73ZM75 133H77V134H75ZM87 133V134H86ZM93 134V135H89V134ZM226 133V134H225ZM231 133H230V135H231ZM3 134V135H4ZM7 134H8V132H7ZM10 134V133H9ZM15 134L13 135V137L15 136ZM30 134V133H29ZM28 134V135H29ZM39 134H40V136H39ZM94 134H96V135H94ZM105 134H106V136H105ZM219 134L220 135H223V136H219ZM3 135H1V133H0V141L1 142H5L6 141V139L5 138H7L6 137V134H5V138L3 137ZM22 135V136H23ZM28 135H24L25 137H27ZM60 135H62V134H60ZM217 135H218V137H217ZM229 135V136H230ZM7 136H9V135H7ZM23 136V137H24ZM30 136V135H29ZM70 136V137H69ZM74 136H78V138L76 139V137H74ZM118 136H116V137H118ZM124 136V135H123ZM228 136V137H229ZM66 137V138H65ZM80 137V138H79ZM227 137V136H226ZM19 138V137H18ZM28 138V137H27ZM27 138H26V140H27ZM30 138V137H29ZM28 138V139H29ZM47 138V137H46ZM68 138H71L72 140L74 139L76 142H75V144H76V146H77V149L74 147V143H70V140L68 141ZM124 138V139H123ZM11 139H14V138H11ZM20 139H22V138H20ZM25 139V138H24ZM23 139V140H24ZM37 139V138H36ZM36 139H33L34 141L33 142H35V140ZM61 139H67V141L66 140H64V141H66V143L63 141V140H61ZM114 139V138H113ZM113 139H111L112 141H113ZM116 139V140H117ZM122 139H123V141H122ZM7 140H8V138H7ZM19 140V139H18ZM22 140V141H23ZM30 140H32V139H30ZM73 140V141H74ZM108 140V139H107ZM110 140V139H109ZM216 140V141H215ZM12 141H14V140H12ZM12 141H10L9 143H6V147H8L9 149L7 150V148L5 147V151L3 152V147H2V154L4 153V155H2V154H0V158H1V160H2V156L4 157L6 154H8V158H10V152H11V150H12V148H11V145H9ZM20 141V140H19ZM42 141V140H41ZM59 141H63L62 143L67 147L69 144H70V147L69 148H71V146H72V148L74 147V149H76V150H78V151H75L74 149H73V151L71 150V152H76V154L77 155H75V160L73 159V161H72V159L70 160V157L72 156L73 157V155H71V154H73V153H70L69 151H70V149L68 150V148H66L67 150H68V152L70 153V157H69V154H67L68 152L66 151V149L64 148V145L63 144H61L60 146H62V148H60L59 147V143H61V142H59ZM72 141V142H73ZM101 141H103L104 143L102 144V142ZM111 141V142H112ZM0 142V143H1ZM7 142V141H6ZM16 143L18 142V141H15ZM14 142V143H15ZM29 142V143H28ZM27 143L29 144V145H32V144H30V142L31 141H28ZM68 142V143H67ZM82 142V143H81ZM110 142V141H109ZM108 142V143H109ZM115 142V141H114ZM14 144V145H12V147L14 146H16L17 145V147L18 148H14L13 147V150L14 149H16L17 151H18V149H22L19 145V142L17 143V144ZM26 143V142H25ZM25 143H23V146L25 145ZM51 143H52V145H51ZM78 143H81L82 145V147H79L78 148V146H80V145H78ZM87 143L86 144H84V146L85 145H87ZM93 143V144H92ZM100 143L103 145V146H105L106 148H107V151H109V152H111L112 151V154L114 153V157L112 156L111 157V155L112 154H110V155H108V153L105 151V154L107 153V156L106 157H108V156H110V157H108L109 159H110V161L109 162H107V161H105V157H104V155L103 156H101V155H99V156H97L98 154H97V152L98 153H100V151H99V148L100 149H102V145L100 146ZM5 144V143H4ZM12 144H13V142H12ZM19 144V145H18ZM35 144V143H34ZM53 144H54V146H56V147H58L56 150L58 151V152H56L54 149H52L54 146H53ZM67 144V145H66ZM74 144V145H73ZM90 144H88L89 146H90ZM109 144H111V143H109ZM112 144H113V142H112ZM111 144V145H112ZM216 144H218V145H216ZM1 145V144H0ZM3 145V144H2ZM1 145V146H2ZM110 145V146H111ZM227 145H228V141H227ZM1 146H0V152H1ZM49 146V148L51 147V149L50 150H48L47 149V151H49V152H46V148ZM92 146H90V149H91V147ZM99 146V147H98ZM202 146H204V148L202 149ZM213 146V147H212ZM216 146V147H215ZM226 146V145H225ZM25 147H30L31 148V150H33V147H31V146H25ZM24 147V148H25ZM42 147V148H43ZM86 147V146H85ZM85 147H83V148H85ZM88 147V146H87ZM86 147V148H87ZM11 148V149H10ZM23 148V149H24ZM30 148H28V149H30ZM36 148H37V145H36ZM63 150V149H65L64 151L66 152V154L63 156V154L65 153H62V151L60 150ZM82 148V149H83ZM84 149V150H86L87 151V149ZM89 148V147H88ZM104 148V147H103ZM88 149V151L87 152H90L91 150H94V149ZM111 151H110V150ZM209 149H211L210 150V152H207V151H209ZM213 149V150H212ZM10 150V151H9ZM12 150V151H13ZM27 149H24V151H26ZM35 150V149H34ZM59 150H60V152H61V154H60V152H59ZM84 150H81V151H84ZM27 151H29V150H27ZM36 151V150H35ZM34 151V152H35ZM36 151V152H37ZM53 151H55L56 153H58L57 155H59V157H57V159L55 158L56 157V153L55 152H53ZM203 151H205V154H203L204 155V157L202 156V153H203ZM213 151V152H212ZM16 152V151H15ZM15 152L13 151V152H11V154L12 153H14V155L17 157V161H14V162H20V159L18 158V157H20V155L22 154V152H21V154H18L19 156H17V154H15ZM19 152V151H18ZM18 152H16V153H18ZM34 152H25L26 154H22V156L21 157H24L23 155H27V154H29V153H31V155L34 153ZM78 152V153H77ZM87 152H85L84 151V153H82V154H88ZM103 152V151H102ZM101 152V153H102ZM202 152V153H201ZM94 153V154H95ZM122 153V152H121ZM212 153H213V155H212ZM220 153V152H219ZM226 153V152H225ZM228 153V152H227ZM104 154V153H103ZM2 155V156H1ZM30 155V154H29ZM53 155H55V156H53ZM88 155V156H89ZM200 155V156H199ZM219 155V154H218ZM217 155V157H219ZM224 155V154H223ZM28 156V155H27ZM26 156V157H27ZM69 157V159L68 160H70V161H68V160H66V158L63 160L62 158L63 157ZM84 156H85V158H86V156L87 155H82V158H84ZM89 156V157H90ZM118 158L119 156L121 157H119V161H116L117 160V158ZM198 156V157H197ZM202 156V157H201ZM211 156V157H210ZM227 156V155H226ZM6 157V156H5ZM26 157H24V160H25V162H26V160L29 162V161H34L35 159H36V156H34V159H31V160H28ZM29 157V156H28ZM54 157V158H53ZM61 157V158H60ZM103 157H104V159H103ZM30 158H31V156H30ZM51 160H50V159ZM60 158V159H59ZM80 158H81V156H80ZM84 158V159H85ZM113 158V159H112ZM114 158H116L115 159V162H114ZM196 158V161L194 160ZM198 158V159H197ZM200 158H201V160H200ZM220 158V157H219ZM225 158V157H224ZM4 159V158H3ZM6 159L7 158H5L3 161H6ZM18 159H19V161H18ZM202 159H204V160H202ZM211 159V160H212ZM8 160V159H7ZM9 160H11L12 161V157L9 159ZM8 160V161H9ZM21 160H23V158H21ZM53 160V162L52 163H54V164H57L56 162H58V164L56 165L57 166V169H55V167L56 166H54V164H52V163H50V161H52ZM54 160H56V161H54ZM65 161V162H67V164L68 163H70V164H68V165H75V163H76V165H78V166H75V170H76V167H77V170L78 169H80L79 171H80V174L79 173H75V172H79V171H73V169L70 167V166H68V165H66V163L64 162V164H61V162L60 161ZM86 160V159H85ZM113 160V161H112ZM197 160H199L200 161V163H202V164H200L199 163V161H197ZM8 161H6V162H8ZM32 161H31V163H32ZM42 161H48V164H47V162H43L45 165L44 166H42L43 165V163H42ZM63 161H62V163H63ZM74 161H76V162H74ZM111 161L112 162H114V166H112V164L113 163H111ZM195 161V162H194ZM203 161V162H202ZM13 162V163H14ZM60 162V163H59ZM74 162V163H73ZM117 162H118V164H117ZM193 162V163H192ZM223 162H224V160H223ZM0 163H1V165L2 166H4V168H5V166L6 165H3V163H5V162H1L0 161ZM11 162H8V163H6L7 164V168H8V171H7V169H6V172H5V170H3V172H2V168H0V175H1V173L3 174V173H5L6 175L7 174H9V173H11V171H15V170H17L18 169V167H17V163H14V164H16V166H15V168H17V169H15V170H9V168H11L12 169V167H13V165L11 166V165H8V164H10ZM23 162H21V164H22ZM73 163V164H72ZM107 163H108V166H107ZM195 163H198L199 164V167H201V169H199V170H202V171H199V170H196V166H194L195 165ZM203 163H204V165H203ZM219 163V165L220 166H222L221 165V162H218ZM218 163H217V165H213V162H212V164H211V167H212V165L215 167V169H216V171L217 172H219V167L220 166H218ZM38 164H39V162H38ZM53 165V166H48V167H51V168H49L48 169V167L47 168H44V167H46L47 165ZM59 164L61 165L60 167H59ZM111 164V165H110ZM181 164H183L182 166H181ZM192 164V165H191ZM216 164V163H215ZM26 165V164H25ZM65 166V168H66V170L68 171V172H73L72 174L70 173H68L66 170H65V168H64V166ZM110 165V166H109ZM206 165V166H205ZM208 165V166H207ZM10 166V167H9ZM19 166H22V165H20L19 164ZM24 166V165H23ZM29 166H30V164H29ZM186 166H188V167H186ZM192 166V167H191ZM203 166H205V167H203ZM218 166V167H217ZM28 167V166H27ZM31 167V166H30ZM43 167V168H42ZM54 167V168H53ZM59 167V168H58ZM71 168V169H68V168ZM108 167H110V169L108 168ZM182 167L184 168L183 169V171L181 170L182 169ZM193 167H195L194 169H193ZM208 167V168H207ZM25 168V167H24ZM52 168H53V174H52ZM63 168V169H62ZM107 168H108V170H107ZM181 168V169H180ZM189 168V169H188ZM14 169V168H13ZM22 169V167L21 168H19L18 169V171L19 170H21ZM26 169V168H25ZM24 169V170H25ZM43 169V170H42ZM44 169H46V170H44ZM60 169H62V171L63 170H65V171H63V173L64 172H66L67 174H68V176L66 175V173H64L65 175H63V173H62V171H59ZM126 169H128V171L130 170V172H126L127 170ZM178 169H180V170H178ZM186 169L188 170V171H186ZM24 170H22L21 172L22 173H24L23 171ZM27 170L28 169H26V174H25V176L26 177H24V175L23 174H19V173H21V172H19L18 173V171H17V173H11V174H13V176L14 177H12V178H15V175L14 174H16L17 175V178H16V180L19 178L18 177V174H19V176L20 177H22V178H27V177H32L31 175H28L27 176ZM51 172H50V171ZM55 170H57L58 171V173L55 171ZM220 170H223L222 168L220 169ZM32 171V170H31ZM41 171H43V172H41ZM47 171V172H46ZM124 171L129 175V174H131V176L132 177H129V180L130 181H128V178L126 179L125 178V180H127V184L125 185V183H126V181H124L122 178H121V176H120V178L122 179V183H123V181H124V184H121L120 182L119 183H117V181H118V177H117V175L116 174H118V173H120V175H124L123 173H124ZM180 173L179 175H178V172ZM210 171H211V169H210ZM210 171L207 173L208 175H206V174H204L205 176V178H203V179H206V180H202L203 181V193H204V195H203V193H200V195H202V196H200V197H198L197 198V200H201V199H203V198H205V199H207V195L209 194V193H211L210 192V189H211V186H209V184H211V185H213V181L217 178V177H215L214 175V177H215V179L214 178H212L213 176H211L210 178H209V176H210ZM38 172V171H37ZM50 172V173H49ZM176 172V173H175ZM185 174L184 176H183V173ZM188 172V173H187ZM190 172V173H189ZM191 172H192V174H191ZM212 172V171H211ZM215 172V171H214ZM223 172H225L224 170H223ZM32 173H34V172H32ZM49 173V174H48ZM56 173L57 174H59V173H61V174H59V176L58 177H64V178H57V175H56ZM122 173V174H121ZM188 175H190V176H188ZM10 174V175H11ZM29 174H30V171H29ZM38 174V173H37ZM50 174H52L51 176H50ZM75 174V175H74ZM127 174H125V175H127ZM213 174V172L211 173V175ZM223 174V173H222ZM60 175H63V176H60ZM116 175V176H115ZM180 175H182L183 177H181ZM224 175V174H223ZM222 175V176H223ZM5 176V175H4ZM12 176V175H11ZM33 176H36V173H35V175L33 174ZM54 176V177H53ZM114 176L116 177L115 178V180H117L116 181V183H117V185H116V183H114L113 181H111L113 178H114ZM130 176V175H129ZM185 176H187L186 178H184ZM194 176V175H193ZM9 177V179L11 178L10 176H7V178ZM56 177V178H55ZM126 177H128V176H126ZM181 177V178H180ZM228 177V176H227ZM1 178H3V176H1L0 177V180H1ZM5 179H7L6 177H4ZM34 178V177H33ZM31 179V178H29V179H31L32 180V182H33V180L35 181V179ZM176 178H179L180 180H178V179H176ZM212 178V179H211ZM222 178V177H221ZM220 178V179H221ZM120 179V180H121ZM185 179V180H184ZM211 181H210V180ZM218 179V178H217ZM11 180V179H10ZM9 180V182L10 183H12L11 181ZM15 180V179H14ZM27 180V179H26ZM26 180L25 179H23V181H25L26 182ZM31 180H28V182L29 181H31ZM183 180H184V182H183ZM192 179H190V181H191ZM213 180V181H212ZM222 180V179H221ZM2 181V180H1ZM13 181V180H12ZM21 182V179L20 180H18V182ZM110 181H111V184L112 183H114V184H112V188L111 189H113L112 191H108V190H106V189H108L107 188V184H109L110 183ZM179 181V182H178ZM189 181V180H188ZM210 181V182H209ZM3 182H5V183H3ZM6 182H7V184H10L9 182H8V180L6 181V180H4L3 179V181H2V183L3 184H6ZM25 182L24 183H22V185H25ZM28 182H26V184L28 183ZM177 182H178V184H177ZM181 182V183H180ZM198 182V181H197ZM205 182H207V183H205ZM215 183H216V181H214ZM15 183H17L16 181L14 182L13 181V185L15 184ZM40 183V182H39ZM175 183V184H174ZM190 183V182H189ZM214 183V184H215ZM0 184H1V182H0ZM18 184V183H17ZM17 184H15V188H19V187H23L22 189H17V191L18 190H20L19 192H20V194L17 192V194H19V195H17V197L18 196H21V194H23L25 191L23 190V189H25V187L27 188V186L25 185V187L24 186H19L20 185V183H19V185H18V187H17ZM30 184H28V185H30ZM110 184V185H111ZM174 184V185H173ZM207 184H208V186H207ZM177 185V186H176ZM178 185L180 186V187H178ZM204 185L206 186V188L208 189V191H207V189L204 187ZM8 186V185H7ZM11 186L12 185H10V187L9 188H11ZM182 186H183V188H182ZM215 186V185H214ZM213 186V187H214ZM3 187H6V185H3ZM29 188H31L30 186H28ZM108 187H109V185H108ZM175 188V190H173V188ZM6 188H8V187H6ZM6 188H4L3 190H5ZM15 188H14V190L12 191V189L9 191V189H7L8 190V192H9V197L8 198H10V192L12 191L13 193H14V191H15ZM0 189H2V187H1V185H0ZM110 189V190H111ZM181 189H183V190H181ZM213 189V188H212ZM212 189H211V191H212ZM21 190H23L24 192H21ZM28 190V189H27ZM31 191H32V189H30ZM29 190V191H30ZM176 190H177V192H179V190H180V192H179V194L181 193V196L178 194V197L176 196L177 194H176ZM186 190V191H185ZM171 191H174L175 192V194L173 195V193L174 192H171ZM184 191V194H182V192ZM206 191V192H205ZM5 192V194L7 193L6 192V190L5 191H3V193ZM187 192V193H186ZM208 192V193H207ZM3 193H1L0 192V194L2 195V197H4L5 195L3 194ZM12 193V194H13ZM26 193V192H25ZM29 193V192H28ZM30 193V194H31ZM171 193V194H170ZM207 193V195H205ZM13 195H16V194H13ZM170 195H172L171 197H170ZM7 196H8V194H7ZM174 196H176V197H174ZM182 197L181 199H180V197ZM190 196V195H189ZM22 197V196H21ZM57 198V200L56 201H59V204L62 206L63 204H65V206H62V208H61V206L59 207V205H57V206H55V204L57 203L58 204V202H55L54 200ZM203 197V198H202ZM210 197V196H209ZM6 198V197H5ZM59 198H61V199H59ZM177 198V199H176ZM201 198V199H200ZM2 199V198H1ZM18 199H21L20 197H18ZM190 199H191V197H190ZM205 199H204V201H205ZM9 199H7V201H8ZM61 200V201H60ZM179 200L180 201H182V202H179ZM192 200V199H191ZM209 200V199H208ZM1 201L2 200H0V203H1ZM4 201V200H3ZM202 201V203L204 202L203 200H201ZM200 201V202H201ZM5 202H6V200H5ZM4 202V203H5ZM62 202V203H61ZM164 202H165V205H167L168 204V206H165L166 207V209H165V207L163 208V207H160V210L159 211H161L160 213H159V211H158V215L157 214H153L152 215V213L150 212V218L147 216L149 213H147V210L148 209H146L147 208V206H148V208L150 207V205H152L151 206V208L149 209V210H153V208L155 207L156 208V206L157 205H159V206H161L162 204H164ZM177 202V203H176ZM194 202V201H193ZM200 202H198L197 201V203H199L200 205L202 204V203H200ZM4 203H2V205H0V206H2L3 207V204ZM7 203V202H6ZM14 203V202H13ZM16 203V204H15ZM14 203V205L16 206L17 205V203L18 202H15ZM23 203V202H22ZM54 203V204H53ZM167 203V204H166ZM179 203H181V204H179ZM191 203V202H190ZM196 202H195V204H197ZM20 203H18V205H19ZM24 204V203H23ZM52 204H53V207H52ZM155 206H154V205ZM161 204V205H160ZM199 204H198V206H199ZM17 205V206H18ZM172 205V204H171ZM192 205V204H191ZM6 206V205H5ZM20 206V205H19ZM159 206H158V208H159ZM177 206V207H176ZM186 206V205H185ZM202 206V205H201ZM1 207V208H2ZM35 207V208H34ZM50 207H52L53 209H51ZM55 207H57L56 209L57 210H55L54 208ZM68 207V208H67ZM146 207V208H145ZM174 207V208H173ZM188 207V206H187ZM191 207V206H190ZM189 207V208H190ZM0 208V209H1ZM4 208V207H3ZM51 210H50V209ZM58 208H59V210H58ZM65 208L67 209V212H64V211H66L65 210ZM155 208H154V210H155ZM161 208L164 210H161ZM168 208V209H167ZM203 208H204V204H203ZM26 209H24L25 211H26ZM41 209V208H40ZM60 209L62 210V211H60ZM186 209V208H185ZM53 210V211H52ZM69 210V211H68ZM149 210H148V212H149ZM168 210V211H167ZM60 211V212H59ZM167 211V212H166ZM175 211V210H174ZM180 210H178V212H179ZM185 211V210H184ZM204 211H206V210H204ZM36 212V213H35ZM63 212V213H62ZM154 212H156V210L154 211ZM165 212V213H164ZM177 212V211H176ZM178 212H177V216L180 214V212H179V214H178ZM203 212V211H202ZM5 214V211L3 210V212H2V210H1V213H0V216H4V214ZM157 213V212H156ZM171 213V214H172ZM183 213V212H182ZM182 213H181V215H182ZM185 213V212H184ZM2 214V215H1ZM160 214V215H159ZM162 214V215H161ZM158 216H164V218L162 219V218H159ZM180 216V215H179ZM178 216V217H179ZM185 216V215H184ZM169 218V217H171L172 218V220L169 218L167 221H169V220H171V222H168V223H172V225H170V224H168L166 221H163V220H166L165 218ZM136 218V219H135ZM145 218V219H146ZM184 218V217H183ZM183 218L181 217V221H183ZM185 218H186V216H185ZM188 218V217H187ZM186 218V219H187ZM124 219V220H123ZM140 219V220H139ZM155 219V220H156ZM162 219V220H161ZM179 219H180V217H179ZM121 220H122V222H121ZM125 220H126V222H125ZM136 222H135V221ZM139 220V221H138ZM152 220H151V224H152ZM185 220V219H184ZM134 221V222H133ZM146 221H148V220H146ZM161 221L162 222H164L163 224H165L163 227H164V229L167 231V233H165V230L163 229V227L161 228V226L163 225V224H161ZM121 222V223H120ZM132 222V224H130L129 225V223H131ZM166 222V223H165ZM186 222V221H185ZM124 223H128V226H127V228H126V224H124ZM138 223V224H137ZM149 223V222H148ZM158 223L160 224V226L158 225ZM2 224H3V227H4V222H2ZM122 224V225H121ZM136 224V225H135ZM167 224V225H166ZM183 224H184V222H183ZM9 225V224H8ZM17 226V228H16V226ZM121 225V226H120ZM153 225H154V223H153ZM186 225V224H185ZM125 226V227H124ZM137 226V227H136ZM148 226H150V225H148L147 224V227ZM152 226V225H151ZM165 226H167V228L170 226V228H172L171 229V231H169V228L167 229ZM172 226V227H171ZM145 227H141V233L143 232L142 231V229L144 230V228ZM158 227H160V228H158ZM181 227V228H180ZM16 228V229H15ZM121 228H123L124 230H122ZM130 228V229H129ZM178 228V229H177ZM192 228V227H191ZM191 228H190V231H192L191 230ZM1 229H2V227H1ZM128 229V230H127ZM174 229V230H173ZM175 229H176V231H175ZM127 230V231H126ZM145 230H146V228H145ZM159 230H162V232H164L163 234H162V232H160ZM164 230V231H163ZM179 231V233H180V235H178V231ZM0 231H2V230H0ZM124 231V232H123ZM139 231V230H138ZM147 231V233L149 232L148 230H146ZM158 231V232H157ZM122 232H123V234L125 233V236L122 234ZM145 232V231H144ZM143 232V233H144ZM4 233V232H3ZM126 233H128V235L126 234ZM146 233V232H145ZM169 233V234H168ZM171 233V234H170ZM185 233V232H184ZM194 233V232H193ZM120 234H122L121 235V237L120 236H118V235H120ZM159 234H161V235H159ZM165 234V235H164ZM172 234H173V236H172ZM2 235V236H1ZM145 235V234H144ZM162 235H163V237H162ZM124 236V237H123ZM126 236H129V237H127L126 238ZM135 236V235H134ZM187 236H188V234H187ZM187 236H186V239H187ZM120 237V238H119ZM139 237V236H138ZM150 237H152V238H150ZM119 238V239H118ZM121 238H124V239H122L121 240ZM161 239V240H163L164 242H162L161 240H159V242L157 241L158 239ZM163 238V239H162ZM173 238V239H172ZM178 238H176L177 240H178ZM191 238V237H190ZM129 239L127 240V241H129ZM134 239V237L132 238V240ZM138 239V238H137ZM153 239V240H152ZM119 240H121V242H119ZM132 240H130L128 243L126 242V244H127V246L128 245H130V242L132 241ZM135 240V239H134ZM133 240V241H134ZM144 240V241H143ZM180 240V239H179ZM181 240H183V241H185V238H182ZM123 241V242H122ZM147 241V242H148ZM173 241H172V243H173ZM135 243H132L130 246H133V247H135L134 245L136 244L137 245V243H138V241H137V243H136V240L134 241ZM146 242V241H145ZM144 242V243H145ZM149 242V243H150ZM162 244H161V243ZM170 242V241H169ZM139 243H140V241H139ZM149 243H147V244H149ZM154 243V244H153ZM158 243H160V244H158ZM175 243V242H174ZM118 244V245H117ZM126 244L124 243V246H126ZM134 244V245H133ZM142 244V243H141ZM141 244H139V247L141 246ZM256 244V243H255ZM116 245L117 246H119V247H116ZM157 245V246H156ZM162 246V248H161V246ZM168 245H169V243H168ZM170 245H172L171 243H170ZM177 245V244H176ZM248 245V244H247ZM258 245V244H257ZM257 245H255V246H257ZM127 246H126V250H127ZM129 246V247H130ZM145 246H147L146 244H145ZM173 246V245H172ZM239 246V245H238ZM252 246V245H251ZM138 247V246H137ZM137 247H135L136 249H137ZM139 247H138V249H139ZM175 247V246H174ZM254 247V246H253ZM258 247V246H257ZM256 247V248H257ZM149 248L151 249V247H150V244H149ZM162 250H161V249ZM176 248H177V246H176ZM238 248V247H237ZM251 248V247H250ZM129 249V248H128ZM131 249V248H130ZM135 249V251H137ZM149 249V250H150ZM153 249V248H152ZM151 249V250H152ZM156 249V248H155ZM160 249V250H159ZM125 250V251H126ZM132 250V249H131ZM147 250V248L145 249V251L143 250L142 251V249H141V252H144V253H141V255L142 254H144V258L145 257H147L146 256V253L149 251H146ZM174 250V249H173ZM259 250H261V249H259ZM259 250H256L255 249V251L253 250V252H255V257H257V255H259ZM129 250H127L126 251V254H127V257L125 258V260L128 258L129 260V262H127V263H130L131 262V260H133V256L134 255H130L129 254V252H128ZM133 251H134V249H133ZM133 252L134 254H136V252ZM153 251V250H152ZM155 251V250H154ZM157 251H155V254L157 255ZM162 251H164V252H162ZM168 251V250H167ZM175 251V250H174ZM177 251L178 252H180L178 249H177ZM239 251V250H238ZM146 252V253H145ZM236 252V251H235ZM247 253H246V255L248 254L249 255V253H248V251H246ZM118 253H119V255H118ZM121 253H124V248H123V252H121ZM132 253V254H133ZM160 253V254H161ZM168 253V252H167ZM171 253V252H170ZM169 253V254H170ZM174 253V252H173ZM252 253V252H251ZM261 253H264V251H261L260 252V255H261V258H260V256H258L259 257V260L261 261H257V258H256V262H258L257 264H264V261H262V260H264V254H261ZM125 254V253H124ZM125 254V255H126ZM138 254V253H137ZM148 254V253H147ZM155 254H153L154 256H151V258H153V257H155L156 255ZM160 255L161 257H159L160 258V260L159 259H157L159 262H161L162 264H163V260H161V258L163 257V255ZM176 254V253H175ZM179 254V253H178ZM239 254V253H238ZM243 254H244V252H243ZM253 254V253H252ZM251 254V256L252 257H254L253 255ZM166 256H167V254H165ZM174 255V254H173ZM172 255V256H173ZM243 256V258H245V260L244 261H246V259H247V262H250L251 261V259H252V257H250V258H248L247 256ZM130 256H132V257H130ZM141 256V257H142ZM159 256V255H158ZM157 256V257H158ZM166 256H164V257H166ZM172 256H170V257H172ZM242 256L240 257L241 259H242ZM122 257H123V259H122ZM138 257H139V255H138ZM157 257H155V259L157 258ZM226 257V256H225ZM135 258H137V255H136V257ZM140 258V257H139ZM139 258H137V260L139 261ZM149 258V257H148ZM177 258V257H176ZM191 258V257H190ZM239 258V257H238ZM121 259V260H120ZM131 259V260H130ZM141 259V258H140ZM154 259V258H153ZM153 259H151V260H149L150 262L149 263H147V264H156L157 262H155ZM170 260H171V258H169ZM178 259H180V258H178ZM177 259V260H178ZM117 260H119L118 262H117ZM135 260V259H134ZM137 260H135V261H137ZM143 260V259H142ZM168 260V259H167ZM240 260V259H239ZM127 261V260H126ZM125 261V262H126ZM153 261V262H152ZM176 261V260H175ZM180 261V260H179ZM204 261V260H203ZM223 261V260H222ZM221 261V262H222ZM233 261V260H232ZM242 260H240V264L242 263L241 262ZM124 262V260H123V264H126ZM134 262V261H133ZM181 262H182V260H181ZM188 262V261H187ZM238 262V261H237ZM246 262V263H247ZM254 262V261H253ZM132 263V262H131ZM135 263V262H134ZM139 263H141V260L139 261ZM160 263V264H161ZM166 263V262H165ZM164 263V264H165ZM171 264L170 262H167L166 264ZM178 263H180V262H178ZM190 263V262H189ZM204 263V262H203ZM233 263V262H232ZM239 263V262H238ZM245 263V264H246ZM136 264H138V262L136 263ZM142 264V263H141ZM143 264H146L145 262L143 263ZM157 264H159V263H157ZM175 264V263H174ZM184 264V263H183ZM222 264H224L223 262H222ZM226 264V263H225ZM248 264V263H247ZM253 264V263H252ZM254 264H256V263H254Z\"/></svg>",
	"mask_w": 264,
	"mask_h": 264
},
{
	"label": "rangeland",
	"instance_id": "obj_2",
	"mask_svg": "<svg viewBox=\"0 0 264 264\" xmlns=\"http://www.w3.org/2000/svg\"><path fill=\"white\" fill-rule=\"evenodd\" d=\"M27 1L28 0H0V84H4V82H6V80H5V76H6V73L7 74H9V71L11 70L12 72L13 71H15V69H16V71H17V69L19 68V67H17V65L18 66H20V63L21 64H23V63H26V59L24 60L23 59V56L25 55L24 53H26V55H25V57L27 56V55H30V47L29 46H32V48L33 47H35L34 49H36V48H38V53H40V51L42 50V46L43 45H39V42H40V44H42L41 43V38L40 37H44V35L43 34H45V31L43 30L44 29V27H43V25L42 24H44V23H46L45 21H44V19L46 20H48V18L47 17H49L50 18V15H48L49 13L51 14V10L52 9H54L55 7H56V5H53L52 4V2H53V0L51 1V0H38V4L36 5V6H34V7H28L27 6ZM46 1L49 3H46ZM99 1H102V0H99ZM107 1H109L108 3H110L109 5H108V7L109 6H111V8H113V10H111V11H113V13L110 11V13L108 12H106V15L107 16H105V13H102L104 16H102V15H92V16H96V17H108V15L109 14H112L113 16H111L112 17V20L114 19V17H116V16H114L115 15V13H116V7H114L115 5H113V3L115 2V4H116V1H114L113 2V0H112V2H111V0H107ZM107 1H105L106 3H107ZM119 1H121V0H119ZM118 1V2H119ZM125 1H128V0H122V2L125 4L126 2ZM134 1V0H133ZM136 2H138L137 0H135ZM134 1V2H135ZM146 1V0H145ZM147 1H149V0H147ZM152 1V0H151ZM188 1H190V0H153L151 3H146V4H149V5H144V1H142L143 2V4L139 1V3H137L138 4V8H137V10L135 11V9H134V11H133V8H131L130 6H132L133 7V3L132 4H130V6H128L129 8H131V9H129L128 11H130L131 10V12L129 13L128 11V14L126 13H122V12H126V7H125V5H124V10L123 11H121L122 9V7L120 8L119 6H117L118 7V12L116 13V15H120V13L121 14H123V15H121L122 17H119V18H117V21H119V23H121L122 24V22H124V23H129V24H126V25H128V29H130L131 31L133 30V29H131L132 27H131V25L132 26H134L135 27V25H136V27H138V24H139V27H138V29H139V33L138 32H135V33H133V34H137V37L139 38L140 37V35H141V37L142 36H144V38H145V35H149L148 36V39L150 38V37H153L152 39H157V41L159 42H161V40H164L165 41V39H164V33L165 32H167L166 30H168V28H169V23H170V21L171 22H173L172 23V26H173V24L176 26L175 28H179V30H178V28H177V31H180L181 33L180 34H182L183 32L184 33H187L188 34V37L187 38H189V39H193V38H191L193 35H192V32H193V29L195 28V30H194V34H195V36H193L194 37V39L192 40L193 42L195 41V38L196 37H202L203 38V34L205 33H203V34H201V30L199 31V29L198 28H202V27H199L198 25L200 24H198V22H199V19H198V16L196 15L197 13H195V10H193V5L191 6L189 3L190 2H188ZM258 1H261L262 2V0H258ZM45 2V3H44ZM51 2V3H50ZM94 2V1H93ZM92 2V3H93ZM96 2V1H95ZM98 2V1H97ZM104 2V5H106V3ZM118 2H117V4L116 5H118ZM129 2H131V0L129 1ZM128 2V3H129ZM191 2H192V0H191ZM195 2H197L196 0H195ZM213 2H216V1H213ZM257 3V1H251V3H253L254 4V9L256 8V3ZM258 2V3H260V5L259 4H257V8L254 10H252V9H250V10H252L251 12L253 13V12H255L256 14L258 13V10H259V7H261V4L262 3H264V2ZM101 3V2H100ZM128 3H126V4H128ZM217 3H219V2H217ZM13 4V5H12ZM95 4V3H94ZM102 4H103V2H102ZM122 3H120L119 5H121ZM137 4H135V6L137 5ZM142 4V5H141ZM192 4H194V6L195 5H197L198 3H194V1L192 2ZM23 5V6H22ZM98 5H100V4H98ZM98 5H93L92 7H94L95 6V8H93L96 12H102V9L101 8H99L98 7ZM106 5V6H107ZM123 5V4H122ZM212 5L213 4H211V5H209V8H208V10H205V11H209V13H210V11L212 12V15H220V11L221 10H224L223 9V7L222 6H220V5H216V8H213L212 7ZM262 5H264V4H262ZM13 6V7H12ZM106 6H103L102 8L104 9V7H106ZM134 6V7H135ZM210 6L212 7L211 9H210ZM221 7V9H219L220 7ZM97 7H98V11H97ZM127 7V8H128ZM196 7L197 6H195L194 8L196 9ZM217 7H219V8H217ZM3 8V9H2ZM45 8V9H44ZM116 8V9H115ZM262 8H264V7H261L260 9L262 10H260L262 13H260V11H259V15L258 16H261V14H264V9H262ZM24 9V10H23ZM109 9V8H108ZM217 9V10H216ZM225 9H228V8H225ZM12 10L14 11V12H12ZM100 10V11H99ZM105 10L106 9H104V11L103 12H105ZM110 10V9H109ZM116 10V11H115ZM198 10V9H197ZM202 10V14H200L199 13V16L200 17H202V15L203 16H207V13L205 12V11H203V9H201ZM218 10H220V11H218ZM238 10H244L242 7H238ZM30 11V12H29ZM107 11V10H106ZM114 11H115V13H114ZM133 11V12H132ZM95 12V13H96ZM120 12V13H119ZM224 12V11H223ZM229 12V11H228ZM227 12V13H228ZM251 12L248 10V12L247 13H249V14H251ZM94 13V14H95ZM203 13H205V14H203ZM208 13V14H209ZM222 13V12H221ZM227 13H226V15H227ZM38 14L40 15V16H38ZM96 14H98V13H96ZM100 14V13H99ZM211 14V13H210ZM254 14V13H253ZM256 14H254V15H256ZM24 15V16H23ZM170 15H171V17H172V19L170 18ZM222 15V14H221ZM220 15V17H222V16H224V18H225V13L221 16ZM13 16V17H12ZM210 16V15H209ZM20 17V18H19ZM77 18L76 19H79L78 18V16H76ZM82 17H84V16H82ZM89 17H91V16H89ZM95 17V18H96ZM111 17L109 18L108 17V19L106 20L105 18H103V19H105L106 21H102L101 20V22H99L100 21V19L99 20H97L99 23H101L100 24V28H99V31H94L95 33L97 32L98 34H96L97 35V38H99L98 36H102V35H100V34H102L103 32H105L106 30H105V28H104V26H105V23L106 24H108V22L110 21V19H111ZM212 17V16H211ZM219 17V16H218ZM94 18V19H95ZM101 18V19H102ZM203 18V17H202ZM202 18L200 19L201 21H203V22H201V25H207V22H208V19H207V22H205L204 21V19L206 18H203V20H202ZM217 18V17H216ZM215 16H214V24H216V23H218L219 22V20H221V18L218 20V22H215ZM260 18V17H259ZM262 18H264V15H262ZM262 18H260V19H262ZM20 19V20H19ZM29 19H30V21H29ZM51 19H52V17H51ZM85 19V18H84ZM89 19H91L90 21H89ZM88 19V23H89V25L91 24L92 25V30H94L93 29V26L95 27V23H94V25H93V17L92 18H89ZM97 19V18H96ZM210 20H211V18H209ZM218 19V18H217ZM12 20V21H11ZM16 20H18V21H16ZM46 20V21H47ZM82 20H83V18H82ZM224 20V19H223ZM222 20V21H223ZM24 21V22H23ZM37 21V22H36ZM44 21V23H42ZM49 21V20H48ZM52 21H53V19H52ZM77 21V20H76ZM87 21V20H86ZM115 21V20H114ZM117 21H116V25L118 24V25H120L119 23H117ZM262 21V20H261ZM17 22V23H16ZM27 22V23H26ZM90 22H92V23H90ZM95 22V21H94ZM112 22V24H113V26L115 25V22H113V21H111ZM211 22H213L212 20H211ZM2 23V24H1ZM10 23H12V24H10ZM50 23H52V22H50ZM110 23V22H109ZM22 24H23V26H22ZM156 24H160L159 26L158 25H156ZM171 24V23H170ZM209 24V23H208ZM213 24V25H214ZM35 25V26H34ZM39 25V26H38ZM90 25V26H91ZM97 25H98V23H97ZM111 25V24H110ZM124 25V24H123ZM142 25V26H141ZM163 25H164V27L165 26H167V25H169V26H167L164 30L162 29L163 28ZM210 25V24H209ZM209 25H207L208 27H209ZM212 25V24H211ZM2 26V27H1ZM34 26V27H33ZM38 26V27H37ZM122 26V25H121ZM121 26H119V29H120V27ZM144 26H149V27H145L147 30H151L152 29V26H153V29L154 28H156L157 26H158V28H157V30H155V31H157L158 32V30L160 29V34H159V36H160V38L158 39V36H157V34H156V36H153L154 34V32L152 33V36L149 34V32H147V30H145V31H143V28H144ZM156 26V27H155ZM161 26V27H160ZM215 26V25H214ZM213 26V27H214ZM110 26L108 25V28H109ZM126 27V26H125ZM124 27V29H126L127 30V27L125 28ZM129 27H131V28H129ZM150 27H151V29H150ZM196 27H198V28H196ZM107 28V25H106V29H108ZM111 28V27H110ZM116 28H118V27H116ZM174 28V27H173ZM174 28V29H175ZM204 29L206 28L207 29V27H203ZM202 28V30H204ZM2 29V30H1ZM52 29V28H51ZM122 30H120L121 32H124L125 30H123V28H121ZM134 29V30H135ZM161 29L163 30V31H161ZM170 30H172V27L171 28H169ZM6 30V31H5ZM35 30H38V32L40 33L39 35H40V39L39 38H37V36H39L38 35V32L36 33L35 32ZM103 30H105V31H103ZM118 30V29H117ZM133 30V31H134ZM143 32L142 34H140L141 33V31ZM170 30H168V32L170 31ZM176 30V29H175ZM211 30V29H210ZM208 31V29H207V31H208V34H209V32H211V31ZM31 31V32H30ZM32 31H33V33H32ZM83 31V30H82ZM81 31V32H82ZM108 31H110V29H108ZM112 31V32H111ZM110 32H111V35H112V33L114 32L113 30H111ZM116 31V30H115ZM128 31V30H127ZM152 31V30H151ZM175 32L174 31V33H178L179 34V32ZM206 31V32H207ZM4 32H6L5 34H4ZM80 32V30H78V32L76 31V33H75V35L76 34H78V35H74L75 37H76V42L79 40H77V36H79V38H81L80 36H83L84 38H85V35H87V36H89L86 32H88V30H86V34L85 33H82V34H80L81 33ZM94 32H93V34H94ZM107 32V31H106ZM105 32V33H106ZM118 32V31H117ZM126 32V31H125ZM162 32V33H161ZM167 32V33H168ZM41 33H43L42 35H41ZM89 33V32H88ZM115 33V32H114ZM119 33V32H118ZM145 33H147V34H145ZM151 33V32H150ZM156 33V32H155ZM169 33H171V32H169ZM168 33V34H169ZM212 33V32H211ZM9 34V35H8ZM32 34V35H31ZM83 34H85V35H83ZM91 34H92V31H91ZM91 34H90V39L89 40H91V41H89V42H91V44H92V39L91 38H94L93 36H91ZM104 34V33H103ZM107 34V33H106ZM119 34H121V33H119ZM125 34V33H124ZM133 34H128L130 37V39H127V40H129L128 42V46L129 47H127V45L126 44H124V42H120V40H122V39H117L116 40V38L117 37H115V36H118L117 34L115 35V34H113V35H115L114 37H115V41L113 40V41H110V42H112L111 44H109L108 43V45L107 46H105V45H102V48L104 49V48H106L105 50H103L102 48H100V46L98 47V45H97V48H98V50H97V52H99V50L100 51H102L103 53H102V55H104V57H107L108 58V56L110 57L109 58V60H111V62H114V63H116L114 60H117V58H114V57H117L118 56V53L120 54L119 56L121 57L122 56V53L123 52H121L120 50L122 49V48H125L124 50H126L127 48H129L128 50H130V51H133L132 53H134V52H136V53H134V55H135V57H137V59L139 58V61L141 60L140 58L142 57V58H144L145 57V61H140V63L141 64H139V65H143L144 63L146 64V62H148V64H146V65H148V68L147 69H149L150 67H149V65L150 64H152L151 66H153V64L155 65H158L157 63H155V62H157V55L155 54L154 56H153V53L152 54H150L151 52H150V50H152L153 51V47H152V45H151V47L152 48H150V46L148 45V44H146V43H149L150 41H152V42H154V40H151V38H150V41H146L145 39H147V38H140V40H138L135 36V38L138 40H136V39H134V40H132L131 39V37L133 36ZM166 34V33H165ZM178 34H177V37H178ZM179 34V35H180ZM207 34V33H206ZM213 34V33H212ZM212 34H210V36H213ZM6 35V36H5ZM18 35V36H17ZM25 35V36H24ZM37 35V36H36ZM108 35H109V32H108V34L106 35V36H104L103 35V38L101 37V39L99 38V40H98V42L99 43H104L103 41L105 40V39H107L108 38ZM127 35V36H128ZM167 35V34H166ZM172 35L174 36H176V34H173L172 33ZM182 35H184V34H182ZM186 35V34H185ZM223 35H225V34H223ZM4 36V37H3ZM35 38H34V37ZM86 36V37H87ZM110 36V35H109ZM121 36V35H120ZM123 36V35H122ZM121 36V38H125L126 39V37L125 36H123L122 37ZM163 36V37H162ZM209 36V37H210ZM105 37H107V38H105ZM119 37V36H118ZM155 37V38H154ZM167 37V39H168V36H166ZM172 37V36H171ZM184 36H182V39H184V41H187V43H188V39L187 40H185V38H183ZM205 37H207V36H205ZM209 37L207 38L208 40H210V42L212 43H217L218 44V42H220L219 44L220 45H222L223 46V44H224V42L225 41H223V43H222V40L220 41H218L217 42V40H213V39H211V37H210V39H209ZM9 38H11V39H9ZM25 38H27V39H25ZM38 39V40H35V39ZM61 38H63V37H61ZM96 38V37H95ZM94 38V39H95ZM105 38V39H104ZM112 38V37H111ZM123 38V39H124ZM128 38V37H127ZM170 38V37H169ZM180 38H181V36H180ZM200 38H197L198 40H200ZM202 38H201V41H202ZM2 39V40H1ZM34 39V40H33ZM102 39H104V40H102ZM108 39H110V37L108 38ZM105 40V41H109V40ZM113 39V38H112ZM144 39L145 41V43H144V45H142L143 44V42H142V40ZM161 39V40H160ZM171 39V38H170ZM170 39H168V41H170ZM173 39V38H172ZM181 39V40H182ZM10 40V41H9ZM23 40V41H22ZM64 40H65V38H64ZM81 40H83V38H81L80 39V45H82L81 44ZM102 40V41H101ZM111 40V39H110ZM119 40V41H118ZM131 40V41H130ZM137 41V43L139 42V41H141V43H138L136 46H139L140 44L142 45L141 47L142 48H144V47H149L148 49H149V51L148 50H146L145 48V51L146 52H149V55H148V53H144L146 56H150L149 58L151 59L152 57H153V59H155L154 60V62H150V59H147V61H146V56H142V54L141 53H139L138 51L140 50V52H145V51H143V49L139 46L138 48L139 49H136V51H134L133 49L131 50V46L130 45H132L130 42H134V41ZM179 40V39H178ZM177 40V41H178ZM197 40V42H199ZM207 40V41H208ZM2 41V42H1ZM9 41V42H8ZM35 41H37L36 43H34ZM67 41V40H66ZM95 41V40H94ZM97 41V40H96ZM156 40H155V42H156V48L158 47V50L156 51V48L154 49L155 51H154V53H156L157 52V54L158 53H161V51L159 50V49H161L160 47V45L159 44H161L160 42H159V46L157 45V42ZM183 41V40H182ZM183 41V42H184ZM203 41H205L206 42V39L204 40V38H203ZM202 41V42H203ZM88 42V39H86L85 40V44ZM89 42H88V44H89ZM127 42V41H126ZM181 41H179L178 43H180ZM182 42V43H183ZM189 42H190V40H189ZM201 42V45L203 44ZM27 43H28V45H27ZM68 43H70V42H68ZM79 42H77L76 44H78ZM83 43V42H82ZM93 43H96V42H93ZM113 43H115V45L117 46V47H115V45L113 44ZM118 43V44H117ZM123 44V46H118L119 44ZM136 43V42H135ZM134 43V44H135ZM151 43V42H150ZM149 43V44H150ZM164 43V42H163ZM178 43H176V44H178ZM187 43H185L184 42V44H186V46H187ZM191 43V42H190ZM213 43H212V45H213ZM214 43V47H215V44ZM5 44V45H4ZM73 44H75V43H72V44H65V41H64V43H63V46L64 45H68V46H70V45H73ZM87 44V45H88ZM89 45V46H91V47H94V46H92V45ZM97 44V43H96ZM105 44V43H104ZM107 44V43H106ZM120 44V45H121ZM155 44V43H154ZM171 44V43H170ZM170 44H168V46L170 45ZM34 45V46H33ZM37 45V46H36ZM79 45V44H78ZM79 45V47H81ZM95 45V44H94ZM124 45H126V46H124ZM164 45H167L166 43H164ZM164 45H162V47L164 46ZM181 45V44H180ZM190 45H193L192 43L190 44ZM196 45V44H195ZM204 45H206V44H204ZM220 45H217L216 46V49L218 48V50H221V49H219L220 47H218V46H220ZM26 46H27V50H26ZM63 46H62V49H63ZM88 46V48H86V45H83V47H81V48H78V46L77 45H73V47H71L72 48V50H71V48L69 49L67 46H65V47H67L64 51L62 50V52H61V54H62V57H61V62L59 61V63H61V66H62V69H61V71H58L57 70V68L55 69V71H58L59 72V77H61L60 76V72H61V75L63 76V78H62V80L63 81H65V84H66V82H69V85H68V83H67V85L65 86V84H64V87L63 86H61V89H62V87L63 88H65L66 87V89H65V91L67 90V87L68 86H70L71 84H73V87H70V88H73L72 90H75V91H77V87H75V83L74 82H78L77 84L78 85H82L83 84V86L84 85H86L87 84V82H88V84H89V81H88V78L90 79V77H91V74L93 75H95V73H92V72H90V74H88L89 73V71H92L91 70V68H93V71L94 72H96L95 70H97L98 71V74L99 73H101L102 74V76H103V78H105V76H108L107 74H106V71H109L110 69H112V67L109 69V70H107L106 69V71L104 70L103 71V69L101 68V66H103V65H98V66H100V68L98 67L97 68V65L94 67H90V59H91V54H88V55H90L89 56V60L87 59V54H85V53H81L80 54V52L81 51H83V52H90L91 50L89 49L90 47ZM111 46V47H110ZM135 46V47H136ZM144 46V47H143ZM168 46H166V48H165V46H164V48H165V50L167 49V47ZM172 46V45H171ZM40 47H42V48H40ZM64 47V48H65ZM109 47V48H108ZM120 47H122V48H120ZM181 47H184V46H182L181 45ZM198 47H199V45H198ZM197 47V48H198ZM73 48H77V49H81L80 51H78L77 49L75 50V51H73ZM112 48V49H111ZM115 48V49H114ZM133 48V47H132ZM137 48V47H136ZM191 48V47H190ZM200 48H203V46L202 47H200ZM89 49V50H88ZM102 49V50H101ZM118 49H120V50H118ZM135 49V48H134ZM199 49V48H198ZM68 50H69V52L70 51H72L70 54H69V52H68ZM88 50V51H87ZM117 50V51H116ZM123 50V49H122ZM163 50V49H162ZM164 50V51H165ZM25 51H27V52H25ZM77 51V54H79L78 55V57L76 56V52ZM105 51V52H104ZM108 53H107V52ZM113 51H116V52H113ZM130 51H128V54L130 55L131 54V52ZM160 51V52H159ZM63 52H65V54L63 53ZM91 52H94V50L93 51H91ZM126 52V51H125ZM124 52V54H126ZM130 52V53H129ZM197 52H201V51H198L197 49H196V53L195 54H199V53H197ZM18 53H20V54H18ZM95 53H96V51H95ZM95 53L94 54H92L93 56H95L96 57V55H95ZM22 54H24V55H22ZM41 54V53H40ZM71 54H75L74 56L73 55H71ZM82 54H85L86 55V59L84 58L85 56L84 55H82ZM98 54H100L101 55V52L100 53H98ZM97 54V55H98ZM112 54L114 55H116L117 54V56H115L114 55V57H112ZM123 54V55H124ZM139 54V55H138ZM140 54H141V56H140ZM143 54V55H144ZM162 54H165V53H162ZM162 54H160V56L162 55ZM17 55H19V57H16ZM44 55H47V54H44ZM99 55V57H100V59H102V57L103 56H100ZM128 55V56H129ZM133 55V54H132ZM131 55V56H132ZM134 55H133V57H134ZM159 55V54H158ZM22 56V57H21ZM65 56V57H64ZM68 56V57H67ZM118 56V57H119ZM125 56V55H124ZM126 56H127V54H126ZM157 56V57H156ZM164 56V55H163ZM195 56V55H194ZM198 56H202V54L200 55H198ZM198 56H196V57H198ZM20 57H21V61L22 60H24L23 61V63L20 61ZM123 57V56H122ZM121 57V58H122ZM133 57H130V58H132L133 59ZM134 57V58H135ZM196 57H193L194 59H196V60H194V62L196 61L197 62V58ZM12 58V59H11ZM148 58V57H147ZM160 58V57H159ZM63 59V60H62ZM78 59H79V61H78ZM84 60V62L83 63H81V64H83V65H81L80 64V62H82L83 60ZM96 59H98V58H96ZM103 59H105V58H103ZM113 59V60H112ZM126 59H128L127 57H126ZM131 59V63H129L130 65H133V63H134V59L132 60ZM136 59V58H135ZM135 60V62H137L138 60ZM11 60V61H10ZM20 61L19 62V64H18V61ZM65 60V61H64ZM69 60H70V62L71 61H78L79 62V64L81 65V67H80V69H78L77 71H74L73 72V68L71 67V64H68L69 63ZM92 60V59H91ZM95 60V59H94ZM93 60V61H94ZM106 60L107 59H105V65H106ZM15 61V62H14ZM54 61H55V64H58V63H56V60L54 59ZM103 61V60H102ZM101 61V62H102ZM118 61V60H117ZM122 61H124L123 59H122ZM121 61V62H122ZM126 61V64H125V62H124V64L125 65H128L127 64V60H125ZM128 61L130 62V59H128ZM139 61H138V63H139ZM205 61H206V59H203V61H201L202 63L204 62L205 63ZM13 62V63H12ZM96 62V61H95ZM120 61H118V63H119V65H122V64H120L121 63ZM133 62V63H132ZM193 62V63H194ZM209 62V61H208ZM16 63H17V65H16ZM85 63H87V64H85ZM91 63H92V61H91ZM99 63H100V61H99ZM104 63V62H103ZM114 63H111V64H114ZM143 63V64H142ZM150 63V64H149ZM207 63V62H206ZM205 63V64H206ZM16 65V66H14V68H13V66H12V68H10L11 67V65ZM54 64V66H56ZM94 65L96 64V63H93ZM100 64H102V63H100ZM135 64V63H134ZM144 64V66H143V68L146 66ZM210 64V63H209ZM264 65V60H262L261 61V63H260V65ZM68 65H70V66H68ZM104 65V66H105ZM118 66V64H114V66ZM125 65H123L125 68L124 69H126V68H128V67H130V66H128V67H126ZM136 65L138 66V67H141V66H139L137 63H136ZM54 66L51 68V70L50 71H54L53 69H54ZM65 66V67H64ZM116 66V67H117ZM123 66H120V72H119V69L117 68V70L116 69H114V67H113V70H116L117 72H119L120 74H121V69H123V68H121V67H123ZM136 66V67H137ZM208 67H209V65H207ZM16 67V68H15ZM105 67H107V65L105 66ZM108 67H110V66H108ZM115 67V68H116ZM137 67V68H138ZM147 67V66H146ZM154 67V66H153ZM159 67V66H158ZM157 67V68H158ZM262 67H264V66H262ZM262 67H260V68H262ZM89 68H90V70H89ZM130 68H132V66L130 67ZM130 68H128L127 70H129V71H132V69L130 70ZM135 68V67H134ZM137 68L136 69H134L135 70V74H136V72H138V73H140V71L141 70H143V68L141 69V70H137ZM161 68H163L162 67V65H161ZM86 69V70H85ZM123 69V70H124ZM140 69V68H139ZM144 69H146V68H144ZM147 69L145 70V71H147ZM5 70V71H4ZM8 70V71H7ZM64 71V73H67V76H69V77H72L73 78V81L74 82H72V81H69V77H68V79L66 78V80L64 79L65 77H67L66 76V74H64L63 73V71ZM122 70V71H123ZM127 70H125L122 74V77L124 76V79L126 80H123L120 76V78H121V81H124V82H128V81H130V77L128 76V75H130V74H128V72H127ZM149 70H152V69H149ZM148 70V71H149ZM154 70V69H153ZM161 70V69H160ZM159 69H158V71H160ZM262 70H264V69H262ZM15 71V72H16ZM66 71V72H65ZM144 71V70H143ZM259 71H261V70H259ZM15 72H13V73H15ZM83 75V76H81V79H82V77H86L87 79L86 80H84V78L82 79V80H84L83 82H81L82 80L80 79V76H79V78L77 77L80 73ZM105 72V73H104ZM112 73V75H114V73H116V75H115V77H113L114 78V82H112V79L110 78L109 79V77H111V76H108V77H106L105 78V80L108 78L109 80H107V81H103L104 79H100V80H102L103 81V83L102 82H99V83H102V84H99L98 82H95V81H98V80H95L94 81V83H92L93 85H95L96 83V85H101L102 87L104 86V89H105V94H104V92H103V94L104 95H106V96H108V94L109 93H124V92H122L121 90V92L120 91H116V89L118 90V88H116L115 86H116V84H117V82L119 81V79L120 78H118V75H119V73H118V75H117V72H115V71H111ZM114 72V73H113ZM127 72V73H126ZM2 73H3V75H2ZM69 73V74H68ZM79 73V74H78ZM125 73H126V75H125ZM131 73V72H130ZM259 73V72H258ZM260 73H262V74H264V71H261ZM10 74H12L11 72H10ZM108 74H110L109 72H108ZM134 74V72L132 73V75ZM243 74V73H242ZM242 74L241 73H236V76L238 77V75H239V77L240 76H242ZM262 74H260V76H258V74H257V77H254V76H256V75H254V76H252L250 79H252L253 77H254V81L253 82H255L256 83V86H260V87H264V82H262L261 80H260V78L259 77H262L261 75ZM50 75V74H49ZM89 77H88V76ZM234 75V74H233ZM249 75H252V74H250L249 73ZM101 76V77H102ZM117 76V77H116ZM234 77L235 79H236V82H237V80H240L241 78H239V79H237V77ZM243 76H244V74H243ZM48 77V76H47ZM46 77V78H47ZM53 77V78H52ZM94 77V76H93ZM4 80H2V79ZM45 78V79H46ZM49 78H51L53 81H54V76H52L51 75V77H49ZM80 79L79 81H78V79ZM116 78H117V80H116ZM131 78H133L132 76H131ZM227 78H229V77H227ZM230 78H232V76L230 77ZM229 78V79H230ZM244 78V77H243ZM6 79H7V81H8V83L10 82V79H8V77L6 76ZM50 79V80H51ZM76 79H77V81H76ZM91 79H92V77H91ZM129 79V80H128ZM235 79H234V82H235ZM245 79H246V76H245ZM250 79H248V83H250ZM262 79H264V77H262ZM68 80V81H67ZM94 80V79H93ZM242 80V79H241ZM46 81V80H45ZM45 81H44V83H45ZM53 81H50V82H52V85L54 84L53 83ZM85 81H86V83H85ZM109 81H111L112 83H109ZM120 81V82H121ZM131 81H132V79H131ZM229 81H233V79L232 80H229ZM247 81V80H246ZM40 82H42L41 84H42V87H44L45 89L43 90V92L44 93H47V94H49V92H51V90H52V92L55 94H57L58 92H60L61 93V91L60 90H58L57 91V89L56 90H53V89H51V87L52 86H50V87H48L51 83H49V79L46 81L47 83H45V84H48L47 85V88H46V86H45V84L43 83V81H40ZM70 82H71V84H70ZM92 82V81H91ZM105 82V83H104ZM115 82H116V84H115ZM7 83V84H8ZM80 83H82V84H80ZM106 83H108L107 85L110 87V88H114V90H115V92H113L114 90L112 89V92L110 91V89H108L105 85H103V84H106ZM115 84V86H112V85H114ZM123 82H121L120 84H122ZM130 82H128L127 84H129ZM3 84H2V86H3ZM10 84V83H9ZM88 84H87V86H88ZM112 84V85H111ZM119 84V83H118ZM117 84V85H118ZM120 84L117 86V87H123L122 85H124V84H122L121 86H120ZM253 84V83H252ZM258 84V85H257ZM5 85V84H4ZM11 85H12V83H11ZM63 85V84H62ZM78 85H76V86H78ZM92 85V86H93ZM2 86H0V89L2 88ZM72 86V85H71ZM80 86L78 87L79 88V94L81 93V91L82 92H84V90H80ZM86 86V87H87ZM89 86H91V85H89ZM85 87L84 89H88V91L90 92V89L89 88H92V86L91 87ZM247 86H249V84H247ZM253 86V85H252ZM41 87V88H42ZM96 87V86H95ZM102 87H100V86H98V88L99 89H97V90H100ZM108 89V94L106 93V91H107V89ZM251 87V86H250ZM49 88L51 89V90H49ZM52 88H54V87H52ZM75 88V89H74ZM97 88V87H96ZM123 88H125V87H123ZM259 88V87H258ZM47 89V90H46ZM55 89V88H54ZM59 89V88H58ZM104 89H101V92H102V90H104ZM122 89V88H121ZM251 89H253V88H251ZM256 88H254V90H255ZM64 90V89H63ZM71 90V91H72ZM94 90H95V88H94ZM97 90H95V91H97ZM259 90V89H258ZM1 91V90H0ZM49 91V92H48ZM65 91H62V92H64V96L66 95V93H68V92H70L71 93V91H70V89H69V91L67 90V92L65 93ZM86 91V90H85ZM123 91H125V90H123ZM249 91V90H248ZM87 92V91H86ZM86 92H84V95H83V93H82V95L84 96H82L83 98H85V95L86 96H88L87 94H85ZM245 92H247V90L245 91ZM244 92V93H245ZM255 92V93H254ZM249 91L248 92V94H249V97H248V95L246 96V94H244L245 95V98H244V101H245V104H240V103H238V102H240L241 101V99H240V101H236L237 102V104H239L240 106H242V105H246V108L243 110V109H241L240 111H238V112H242V110H243V112L241 113L242 115H241V117H239L240 119H239V121H238V123L236 122V121H232V122H235V124H231L230 122V124H231V126H233V131H232V133L229 131V126H226V127H224L225 129L227 128V127H229V128H227V130L226 131H228V132H230L231 133V135H230V133L229 134H226V136L224 137L223 135H220L219 134V136H223L222 138H216V142H218V140L220 139V142H221V140H222V143H221V145H219L220 146V148H217V149H221V146L223 147V150H224V152L223 151H220V150H215V148L213 147V149H214V152H215V155H216V152H218L217 153V155L220 157H217V155H216V157H213V159L212 158H207V156H208V154H205V151H203V153H202V156L204 157V155L203 154H205L206 156H205V164H208L210 161H211V164H212V162H213V165L215 166V165H217V163L218 162H221V165L222 166H220L219 165V163H218V166H220L219 167V172H217L216 171V169H215V167L212 165V167H211V164L208 166V167H210L209 168V171H210V169H211V171L213 172V174L211 175V171H210V176H209V178L211 177V176H215V177H217L216 179H215V177L213 176L212 178H214L215 180L214 181H216V183L213 181V185H211V184H209V186H211V189H212V191H211V189H210V192L211 193H209L208 195H207V193L205 194V195H207V199H205V198H203V199H201V200H203L204 201V199H205V201L202 203V201L200 202L199 200H197V198L198 197H200V196H202V195H200V193H203V181L204 180H206V179H203V178H205L204 176V174H206V175H208L207 173L209 172H206L208 169H206V165L205 166H203V167H205V169H203L202 168V170H199V169H201V167H199V164L198 163H195V165L194 166H196V170H199V171H202L203 173H201V175H200V172H198L199 173V175L197 176V174H196V172H195V174H193L192 175V177L190 178V177H188L189 179H187V181H185L186 182V185H184V184H182L183 186H184V189H185V187H186V189H187V192L189 193V195L188 194H186V197H185V194H184V191L182 192V194H184L183 195V197H184V199H186V202L187 203H183L182 201H180L179 200V202H182V204H183V209L181 210V209H179V207L181 208V206L182 205H180L179 207H178V209H175L174 207V210H173V213H172V209H171V207L173 206V204L175 203L174 201H175V199H174V201L173 202H171V204H170V202H168L169 200L170 201H172V199H173V197H171L172 195H170V197H171V199H169L168 201H167V203L169 204V207L168 208H170L169 209V212L168 213H165L164 215H169V216H171V217H173L174 218V220H172V218L171 217H169L171 220H172V223H174L173 225H174V227L176 228V224H177V227H179L178 226V223L180 224V226H182V225H184V226H182V228H184V229H181L180 231H181V233L183 232V230H184V232L180 235V233H179V231H178V235H180V236H182L181 238H178V237H174L175 238V240L176 241H173V240H169L168 238L166 239V241L169 243V245H168V243H166L165 245H167V248H166V250H165V248H164V251H166V253L164 252V251H162V252H164L163 254L161 253V251H157V248L158 247H155V245L153 246L152 245V242H150V240L151 239H149V241L148 240H143L144 242H142V238L143 237H145V239H146V237L148 236L149 237V235L151 236H153V235H156V233L154 234V232H153V230H154V228H155V230H158V229H156V227L155 226H157V222L156 221H158L157 219H156V217H155V215H153L154 213L155 214H157L158 215V211L160 210V207H165V206H168V204L167 205H165V202H164V204H160L161 206H159V205H157L156 206V208H155V210H156V212H154L155 210H154V208H153V210L151 211V210H149L150 208H151V206L152 205H150V207L148 208V206H147V208L146 209H148L149 210V212H148V210H147V213H149L147 216L149 217L151 214H150V212L152 213V215L154 216V219L152 220V216H150L151 217V220H152V224H151V220L150 219H148V218H146L145 216V213H146V211H144L145 213H143L142 214V216L140 215V218H142L143 217V215H144V219L142 220H138L139 221V226H141V224L143 225L144 223H147L148 225H150V226H148L147 227V224H145L146 225V227L143 225V226H141V227H145L146 228V230H148L149 232L147 233V231L145 230V228H144V230L142 229V231L144 232H142L141 233V227H138L137 229L135 228V230H133L132 228H131V233L133 234V235H131L130 234V236H132V237H130L131 239H129V238H127V237H129V236H126V242L128 243L130 240H132V238L134 237V239L136 240V243H137V241H138V243H137V245L135 244H133L135 247H139V244H141V246L139 247V249H138V247H137V249L135 248V247H133V246H130L132 243H135L133 240L130 242V245H128L127 246V244H126V242H125V240H123L124 241V243L126 244V246H127V250H129L128 252H129V254L132 252H134L135 251V249L137 250V251H135L136 252V254H130V255H134L133 257L132 256H130V257H132L133 258V260H131V262L130 263H127V262H129L128 260V258L125 260V258L127 257V254H126V246H124V243H123V245H120V247H121V251H120V258H121V256L122 255H124L123 257H125L124 259H123V257H122V259L124 260V262L126 263V264H136L137 262H138V264H143L144 262L147 264V263H149L150 261L149 260H151V259H153L155 262H157V263H161V262H159L157 259H159L160 260V258L159 257H161L160 255L162 254L163 255V257L161 258V260H163L164 262H163V264L166 262H170L171 264H222V262L225 264H240V260H242L241 262V264H245L246 262H247V259H246V261H244L245 260V258H243V256H245L246 255V251H248V253H249V255L247 254L246 256L248 257V258H250V257H252L251 256V254L254 256L255 255V252H253V250L255 251V249L256 250H259V249H261V250H259V255H257V257H252V259H251V261L250 262H247L248 264H254V263H258L260 260H259V257L258 256H260V258H261V255H260V252L261 251H264V88H262V90H259L257 93L259 94H257L256 93V90L255 91ZM52 93V94H53ZM60 93H58V94H60ZM70 93H68V96L70 97V101L73 99V101H75L76 102V105L74 104L75 102H70V101H68V102H66L67 100H65V97H67V96H62L63 94H60L62 97H61V99L59 98L60 96H58V94H57V97H55V99H56V101H58L59 102V100H61L62 101V98H63V101L62 102H59L60 104H62L63 102H65V105H66V103H68L69 104V102H70V104H69V106L71 105V107L73 106L72 104H74L75 106H77V107H79L78 105H80V104H78L77 105V99H79V101H82L83 100V98H82V100H80V96L78 97H76V95H77V92H76V95H73V93H72V95L73 96H75L77 99H75V97H73L72 95H70ZM88 93V92H87ZM91 93H94L95 94V92H91ZM99 93H100V91H99ZM156 92H154V94H155ZM254 93V94H253ZM51 94V93H50ZM49 94V95H50ZM51 94V95H52ZM53 94V96H55ZM96 94H97V92H96ZM95 94V95H96ZM157 94V93H156ZM91 95H93V94H91ZM91 95H90V97H91ZM94 95V100H96L95 99V97L97 96H95ZM103 95V96H104ZM252 97H251V96ZM71 96H72V98H71ZM156 97H157V95H155ZM159 96V95H158ZM101 97H102V95H101ZM100 96H98V98L100 99L101 98ZM154 97V96H153ZM155 97V98H156ZM160 97V96H159ZM248 97V98H247ZM252 99H251V98ZM54 98V97H53ZM59 98V99H58ZM92 98H93V96H92ZM103 98V97H102ZM101 98V99H102ZM104 98H105V96H104ZM103 98V99H104ZM107 98V102L105 101L104 103L106 104L107 103V106H109L108 108V111L107 112H109V115H108V117H105V115L106 114H99L98 115V113H96V111L97 110H99V107L100 106H98V107H96V105L94 104V100H92V103H89V104H94V105H92L93 106V109H91V110H94L95 111V113H93V112H91V111H89V116L90 115H92V114H97L98 116H100L99 117V119H98V117L96 118H94V115H93V117H91V119L93 118L94 119V122L96 121L97 123H95L96 124V128L95 129H97V127L99 126V130L97 129L96 131H99V133H100V135H101V138L104 140V139H106V141H105V143L103 142V141H101L102 142V144L104 143V144H106L105 146L108 148V146L107 145H109V147L112 149V146L113 145H115L116 144V141H117V144L118 143H120V145H122L123 144V142H118V139L117 138H119V139H121L122 137H125V135H126V133H128V131L130 130V129H132L133 128V126L135 125L134 123H136V122H133V120H131V122L133 123V126L131 125V124H129V122H130V120H129V122L128 121H125L124 119H122V120H124V121H120L119 120V113H118V111H116V108L114 109V110H112L111 108H113L112 106H110V105H115V104H112L113 102H110V99H109V96L108 97H106ZM106 98H105V100H106ZM243 98V97H242ZM246 98L247 99H251V100H253V102L251 101V100H248L247 102H246ZM58 99V100H57ZM68 99V98H67ZM75 99V100H74ZM65 100V101H64ZM69 100V99H68ZM87 100V99H86ZM86 100H83L84 102L86 101ZM89 100V99H88ZM89 101H91V100H89ZM89 101H87V102H89ZM99 101H101V100H98V103H99ZM103 101V100H102ZM243 101V100H242ZM250 101V102H249ZM87 102H86V106H88L87 105ZM96 102V101H95ZM109 102V103H108ZM235 102V101H234ZM234 102H233V106H234ZM252 102V103H251ZM83 103V102H82ZM101 103V102H100ZM100 104L101 105V107L102 108H105L106 110H107V108H106V106H105V104ZM247 103H249V105L247 104ZM251 103V104H250ZM19 105L20 104H23V103H18ZM67 104V105H68ZM84 104V103H83ZM109 104V105H108ZM117 104V103H116ZM230 104V106H232L231 105V103H229ZM236 104V105H237ZM63 105L64 104H62L61 106L63 107ZM82 105V104H81ZM228 105V104H227ZM238 105V106H239ZM248 105V106H247ZM26 106V105H25ZM60 106V105H59ZM75 106H74V109H76L75 108ZM86 106H85V104H84V108H86ZM91 106V107H92ZM104 106V107H103ZM229 106V105H228ZM235 107V108H239V107ZM61 107V108H62ZM66 107V106H65ZM68 107V106H67ZM66 107V108H67ZM81 107V106H80ZM89 107L90 106H88V108H87V111L88 110H90L89 109ZM95 107V108H94ZM111 107V108H110ZM116 107H118L117 105H116ZM243 107V106H242ZM18 108V110L16 111V112H18L19 110H21V106H20V108L19 107H17ZM16 108V109H17ZM27 108H29L30 110H32L31 112H30V110H26ZM60 108V109H61ZM81 108H83V107H81ZM84 108L83 109H79L80 111H83L84 110ZM96 108H97V110H96ZM224 108V107H223ZM231 108V107H230ZM233 108V107H232ZM231 108V111L233 110ZM241 108V107H240ZM22 109H24V107L22 106ZM26 109H25V111H27V112H29L28 114H33V116H34V113H32V112H35V110L36 109H34V107H26ZM51 109H54V107L53 108H51ZM50 109V110H51ZM57 109H59V108H57ZM58 110L59 112H61L62 113V110H64L63 108L61 109V110ZM67 109H69V108H67ZM72 109V108H71ZM104 109V110H105ZM225 110L227 109V107L226 108H224ZM224 109H222V110H224ZM45 110H47V109H44V111ZM49 110V111H50ZM73 110V109H72ZM72 110H70V113L69 112H66V113H68V114H73V116H72V114L71 115H69L70 117H74L72 120H74L76 117H81L85 112H86V110H85V112L83 113V112H80V113H83L81 116H77L78 114V112H79V110L78 111H76V112H73ZM104 110H102V111H104ZM105 110V111H106ZM117 110H119V109H117ZM225 110H224V112H225ZM230 110V109H229ZM22 111V114H23V116H25V114L27 113H25V111L24 110H21ZM21 111H20V113H21ZM36 111H38V109L36 110ZM40 111V110H39ZM39 111L38 112H36L37 113V117H38V120L40 119L39 118V116H40V114H39ZM42 111V110H41ZM41 111H40V113H41ZM49 111H48V113H49ZM55 112L54 113H56V110H54ZM69 111V110H68ZM72 111V112H71ZM104 111V112H105ZM112 111H113V113H112ZM118 113L117 115L115 114L116 112ZM227 111V110H226ZM236 111V109L234 110V112ZM43 112V111H42ZM64 112H65V110H64ZM91 112V113H90ZM101 112V111H100ZM106 112V113H107ZM229 112V111H228ZM35 113V114H36ZM58 113V112H57ZM52 114V111H51V115H53V116H55V119L56 118H59V116L60 117H62L60 114L61 113H59V116L58 117H56L58 114ZM87 113V112H86ZM85 113V114H86ZM113 115V116H115V117H113V118H111L110 120H111V122L113 121V122H117V123H119L120 122V124H118L119 126L121 125V123H122V125L123 126H121L124 130H119L120 128H118V130L119 131H122V132H118L116 129H117V127H119L116 123V127L114 126L115 124L112 122V124L109 122L110 120H109V118L111 117L110 115L111 114ZM15 114H18V113H15ZM28 114H26V116L28 115ZM38 114H39V116H38ZM47 113H46V111H45V115H46ZM63 115H67V117H68V114H65V113H62ZM76 114V117L74 116ZM238 114H240V113H238ZM19 115V114H18ZM50 115V114H49ZM106 115V116H107ZM235 115V114H234ZM30 116V115H29ZM42 117H41V119H43V126H40L41 125V123H39L40 125H38L37 123L39 122V121H35L34 120V118H32V116H30L33 120H32V122H30L29 124H25V125H30V126H33V122H35L36 123V125H37V128L39 127L40 128V130L39 129H36V132H37V136H38V133H40V132H42V127H45L46 126V128L47 129H50V130H48L49 132H54V131H58L59 130V125L60 124H57L56 125V123H58L59 122V120L61 119H59V120H55L54 119V117L52 118L53 120H55V121H57L56 123L54 122V121H52L50 118H51V116H48V115H46V116H44L43 115V113H42V115H41ZM87 117L86 115L83 117V119H81V118H79L80 119V121H79V119L77 120V121H79V123L77 122V127H75L74 128V126L76 125V123L74 124V122L76 121V120H74V122L73 121H71L70 120V117H68V121H71V122H73V125L74 126H71L72 125V123H70V125H69V122H68V125L69 126H71L70 128H69V131L70 132H72L73 133V131H72V129H77L79 126L82 128V126H81V123L80 122H82L83 121V123L86 121V120H88L89 121V125H91V122H92V120H91V122H90V117ZM7 117H8V115H7ZM6 117V115H5V117H3L4 119L5 118H7ZM16 118H17V115L15 116ZM44 117V118H43ZM65 118H64V121L63 122H65L66 121V116H64ZM87 117V118H86ZM102 117H105L104 119L105 120H100V118L101 119H103ZM138 117V116H137ZM231 116H229V118H230ZM16 118H15V121H13L14 123H16V122H18L19 123V121L18 120H20L19 118H22V115L20 114L19 115V117L17 118V120H16ZM36 118V117H35ZM117 119V121H116V119ZM232 118H233V116H232ZM231 118V119H232ZM40 119V120H41ZM63 119V118H62ZM61 119V120H62ZM133 119V118H132ZM230 119V120H231ZM236 119V118H235ZM6 120H8V118L6 119ZM6 120H4L6 123H4L3 122V126H0V133H1V135H3L5 132V134H6V137L8 138V140H7V138H5V134L3 135V137L6 139V141L5 142H1L0 144L2 145H0L1 146V152H0V154H2V147H3V152L5 151V147L7 146L6 145V143H9L10 141H12V140H14V141H12L13 142V144H12V142L9 144V145H11V148H12V150H13V147H12V145H14L16 142L15 141H18L19 142V146L22 148V149H18V151L16 150V149H14L13 151L15 152H18V153H16L15 152V154H17V156H19L18 154H21V152H22V154H26L27 152H34L35 150L37 151L38 149H41L42 150V152H40L41 154L43 153V151L45 152V150H44V147H46L47 145H49L50 144V142H53L54 141V139H53V137H54V135L57 133V131H56V133L54 132L53 134H50V135H47V134H45V137L44 136H42V139H41V136H40V134H39V136H40V138H38L37 136H35L34 135V137L32 138V134H36V132L34 131V133H33V130H31L32 129V127H30V128H27V129H30L29 131L30 132H28L27 130H26V132H28V134L30 135H28V134H26L25 133V130L23 131L22 129H20V126L19 125H22V123H21V120H20V123L21 124H12L13 122H12V119L10 120V122H12V123H10L9 121H6ZM14 120V119H13ZM85 120V121H84ZM108 121L107 123L105 122V121ZM226 120H228L227 118H226ZM225 120V121H226ZM229 120V121H230ZM88 121H86L87 123H88ZM100 121H102L101 122V126L103 125L102 123H103V121L106 123H104L105 125H108V126H105L106 128L105 129H110V130H112V126L114 127V128H116V129H113V130H116V132L113 134L114 135V137H112V136H110L109 137V135H111L112 134V132L110 131V133H109V135L107 134V137L106 138H103L104 136H102V134H101V132L103 131V129L102 128H100L101 126H100ZM128 122V123H127ZM7 123H9L10 125H12V126H14V128L12 127V126H8V124ZM59 123H62V122H59ZM86 123V124H87ZM109 123V124H108ZM127 123L128 125L126 126L125 124ZM64 124V125H63ZM63 124H61L60 125V127H62V126H65L67 123H63ZM78 124H80L79 126H78ZM85 124V125H86ZM110 124H111V126H110ZM138 124V123H137ZM136 124V125H137ZM225 124V123H224ZM223 124V125H224ZM0 125H1V123H0ZM25 125L23 124V126L21 127V128H24L25 127ZM83 125V124H82ZM94 125V124H93ZM226 125V124H225ZM224 125V126H225ZM4 126H6V127H8V128H4ZM15 126H16V128H15ZM87 126V127H86ZM85 127L86 128H88L87 130H89V129H93V127H92V125L90 126L91 128H89V126H88V124L86 125ZM109 126H110V128H109ZM129 126V127H128ZM132 126V127H131ZM2 127V128H1ZM55 128V130H52V129H54ZM66 127H67V125H66ZM79 127V128H80ZM84 127V129H83V131L82 132H84V131H86V128ZM103 127V126H102ZM125 127H127V128H125ZM135 128L137 127V126H134ZM221 128H222V126H220ZM9 128H11V129H9ZM34 128H36V126L35 127H33V129ZM42 128V129H41ZM68 128V127H67ZM67 128H66V130H67ZM78 128V129H79ZM121 128V129H122ZM2 129H5L6 131L5 132H3L2 131ZM12 129H16V131L15 132H17L19 129L21 130V132H23V133H25L24 135L26 136V135H28L27 137L29 138H27V137H25L24 135H23V133H21V135H18L17 136V134H18V132L15 134V132L13 133L12 131ZM63 129V127L59 130V133L60 134H62V135H60V134H57L58 135V138H57V135H55V139L57 140V142H58V140H60L59 139V136H60V138H63V137H61V136H64L66 133H68L69 134V132H66L65 131V129H63V131L62 132H64V133H61L60 131ZM94 129V130H95ZM104 130V132H109V130ZM231 129V128H230ZM20 130H19V132H20ZM37 130H39L40 132H38ZM44 130H45V128H44ZM82 130V129H81ZM80 130V131H81ZM100 130H102V131H100ZM112 130V131H113ZM128 130V131H127ZM232 130V129H231ZM46 131V130H45ZM45 131H43L44 133H48V132H45ZM76 131V130H75ZM80 131H77V133H79ZM90 131V130H89ZM88 131V132H89ZM93 131V130H92ZM95 131V132H96ZM3 132V133H2ZM7 132H8V134H7ZM43 132H42V135H44L43 134ZM94 132V133H95ZM119 133V134H121V136L122 137H119L118 135H116V133ZM220 132V131H219ZM218 132V133H219ZM225 132V131H224ZM10 133V134H9ZM32 133V134H31ZM71 133V138L73 137L72 135H74V133L72 134ZM77 133H75V134H77ZM97 133V132H96ZM221 133H222V131H221ZM15 134V136L13 137V135ZM64 134V135H63ZM87 134V133H86ZM89 134V133H88ZM98 134V133H97ZM7 135H9V136H7ZM24 137H23V136ZM67 135V134H66ZM65 135V136H66ZM79 136H82V133H81V135H80V133L78 134ZM83 135H85V132H84V134ZM89 135H93V134H89ZM94 135H96V134H94ZM104 135V134H103ZM124 135V136H123ZM230 135V136H229ZM50 136H52L51 138L53 139V141H52V139L50 138L49 139V137ZM68 136V135H67ZM88 137V139H90V140H88V142L89 141H92L93 140V138H95L96 139V137H100L99 136V134H98V136H91V138H89V136L88 135H85V140L87 139V137ZM105 136H106V134H105ZM116 136H118V137H116ZM229 136V137H228ZM19 137V138H18ZM47 137V138H46ZM70 137V136H69ZM74 137H76V136H74ZM217 137H218V135H217ZM11 138H14V139H11ZM20 138H22V139H20ZM25 138V139H24ZM26 138H27V140H26ZM37 138V139H36ZM66 138V137H65ZM71 138H68V141L70 140V143H74L75 144V140L78 138V136L76 137V139L73 141ZM80 138V137H79ZM114 138V139H113ZM20 141H19V140ZM24 139V140H23ZM30 139H32V140H30ZM33 139H36L35 140V142H33L34 140ZM45 139H49V140H47V142H49L50 140V142H49V144H47V142H46V144H44V141H46ZM92 139V140H91ZM108 139V140H107ZM110 139V140H109ZM111 139H113V141L111 140ZM117 139V140H116ZM124 139V138H123ZM123 139H122V141H123ZM23 140V141H22ZM40 140V141H39ZM42 140V141H41ZM44 140V141H43ZM56 140L53 142V143H55L56 142ZM61 140H63V139H61ZM64 140H66L67 141V139H64ZM63 140V141H64ZM28 141H31L30 142V144H32V145H29L28 143ZM38 141L39 142H41V144H43L44 145V147H43V145H41L42 147H40V146H38L39 145V143H38ZM62 141V142H63ZM66 141H64L65 143H66ZM73 141V142H72ZM110 141V142H109ZM113 142V144H112V142ZM115 141V142H114ZM227 141H228V145H227ZM15 142V143H14ZM17 142V143H18ZM26 142V143H25ZM28 142V143H27ZM56 142V143H57ZM59 142H61V141H59ZM59 143V147L60 148H62V146L64 145L63 143ZM83 142V143H82ZM81 143L83 144H81V143H78V145H80V146H78V148L79 147H85L86 149H87V151H88V149H90V146H92L91 144H90V142L89 143H87V145H85L84 146V144H86V143H84V141H82ZM93 142V141H92ZM111 143V144H109V143ZM5 143V144H4ZM16 143V144H17ZM23 143H25V145L23 146ZM35 143V144H34ZM68 143V142H67ZM94 143V142H93ZM92 143V144H93ZM115 143V144H114ZM122 143V144H121ZM61 144H63L62 146H60ZM73 144V145H74ZM77 144V143H76ZM76 144L74 145V147L76 146ZM88 144H90V146L88 145ZM101 143H100V146L102 145ZM36 145H37V148H36ZM46 145V146H45ZM51 145H52V143H51ZM67 145V144H66ZM82 145V146H81ZM111 145V146H110ZM119 145V144H118ZM118 145H115V146H118ZM119 145V146H120ZM216 145H218V144H216ZM226 145V146H225ZM25 146H31V147H33V150H31V148L30 147H25ZM50 146V145H49ZM49 146L46 148V152H49V151H47V149L48 150H50L51 149V147L49 148ZM53 146H54V144H53ZM69 147H70V144L68 145ZM66 147L65 145H64V148L66 149V148H68V150L70 149V153H73V154H71V155H73V157L70 155V153L68 152V150L66 149V151L68 152L67 154H69V157H70V160L73 158L74 160H75V158L77 157V156H79V159H77L76 158V160L79 162L80 161V159H82L83 160V166L81 165V167H82V169H81V173H82V170L84 171L86 168L84 167V165H85V163L87 162V164H86V167L88 168V163H89V161H88V159L90 158H93L92 156H96V153L94 152V151H96V146L94 145V146H92L91 147V149H94V150H91L90 152H87L86 150H84L85 148H80L79 149V151H80V155H77L76 154V152H71V150L73 151V149H74V147L72 148V146H71V148H69V147ZM103 146V145H102ZM105 146H103L102 147V149H100L99 148V151H100V153H98L97 152V156H99V155H101V156H103L104 155V157H105V161H107V162H109L110 161V159L108 158V157H110V156H108V157H106L107 156V153H108V155H110V154H112V151L113 152H115V153H117L116 154V156H118V155H121V157H122V155L125 153L124 151H125V149L124 150H122V146L121 147H119L120 148V150L118 151L117 150V152H116V149H117V147H115V149L113 148L112 149V151L111 152H109V151H107V148L105 147ZM25 147V148H24ZM94 147H96V148H94ZM99 147V146H98ZM216 147V146H215ZM7 148V150L9 149L8 147H6ZM10 148V149H11ZM14 148H18L17 147V145L14 147ZM27 149V150H29V151H24V149ZM28 148H30V149H28ZM58 148V147H56V146H54L52 149H54L56 152H58L56 149ZM59 148V149H60ZM76 149H77V146L75 147ZM204 148V146H202V149ZM35 149V150H34ZM65 149H63V150H61L62 151V153H64L65 151ZM76 149H74L75 151H78V150H76ZM98 149V148H97ZM212 149V150H213ZM11 150V152H13ZM60 150H59V152H60ZM81 150H84L85 152H87L88 154H82V153H84V151H81ZM210 150L211 149H209V151H207V152H210ZM10 151V150H9ZM34 152L32 155H31V153H29V154H27L26 156L25 155H23L24 157H26L28 160H31V159H34V156H36V159L34 160V161H32V163H31V161H27L26 160V162H25V160H24V157H21L22 156V154L20 155V157H18L19 159H20V162H14V161H17V157L14 155V153H12L11 154V152H10V158L12 157V161L11 160H9L10 158H8L9 156H8V154H6L4 157L2 156V155H4V153L1 155L2 156V160H1V158H0V161L3 163V162H5V163H3V165H6L7 166V164L6 163H8V162H11L10 164H8V165H13L14 163H17V167H18V169L19 168H21L22 167V169L21 170H19L18 171V169L17 168H15V166H16V164H14L13 165V167H12V169L11 168H9V170H15V169H17V170H15V171H11V173L13 172H15V173H17V171H18V173L19 172H21L22 170H24L25 168L26 169H28L27 170V176L28 175H31L32 177H27V178H22V177H20L19 176V174L21 175V174H23L24 175V177H26L25 176V174H26V169L23 171L24 173H19L18 174V179L16 180V178H17V175L16 174H14L15 175V178H12V177H14L13 176V174H11V173H9V174H5V173H1V175H0V177L1 176H3V178H1V180L3 181V179L4 180H8V182H9V180L12 182V183H10V184H7V182H6V184H3V183H5V182H3L2 183V181L0 180V182H1V187H2V189H0V192L1 193H3V191H5L6 190V194H5V192L3 193L5 196L4 197H2V195L0 194V200H2L1 201V203H0V205H2V203H4L5 202V200H6V202L3 204V207L2 206H0V213H1V210H2V212H3V210L5 211V214H4V216H0V230H2V231H0V234L2 233V234H4L5 235V233L6 234H10L12 231L11 230H13V224H12V222L15 220V221H17V219L19 218L20 220V222H21V217H22V215H23V213H25V212H27V209L29 210V208H27L26 209V205H28V202H27V200L26 199H28V195H29V197L32 195V193L31 192H33L34 193V195H35V193H37L40 189H39V187L41 186V179H39V181H38V183H37V179H35L36 177H39V172H40V170H36V171H33V169H35L36 167H40L41 166V160H43V159H46V158H44V156H46V154L45 155H42V159H41V156L40 157H37V155H36V153L38 154V156H39V150L37 151V152ZM51 152H50V154H47V156L46 157H48V155H49V157H51V155L53 154L52 153V150H50ZM55 151H53V152H55ZM78 151V152H79ZM93 151V152H92ZM103 151V152H102ZM105 151L107 152L106 154H105ZM26 152V153H25ZM55 152V153H56ZM77 152V153H78ZM92 152V154H90ZM102 152V153H101ZM122 152V153H121ZM213 152V151H212ZM226 152V153H225ZM228 152V153H227ZM52 153V154H51ZM95 153V154H94ZM104 153V154H103ZM110 153V154H109ZM58 153H56L55 155H56V159H57V157H59V155L61 154V152H60V154L59 155H57ZM66 154V152L63 154V156ZM66 154V155H67ZM77 155L76 157H75V155ZM92 155V156H90V155ZM210 154H211V152H210ZM209 154V155H210ZM224 154V155H223ZM55 155H53V156H55ZM82 155H87L86 156V158H85V156H84V158L86 159H84V158H82ZM90 157H89V156ZM114 155V153L111 155V157ZM212 155H213V153H212ZM227 155V156H226ZM30 156H31V158H30ZM62 156V157H63ZM80 156H81V158H80ZM115 156V157H116ZM200 156V155H199ZM201 156V157H202ZM69 157L67 156V157H63L62 159L64 160L65 158H66V160H68L69 159ZM104 157H103V159H104ZM114 157V156H113ZM120 157V156H119ZM119 157L117 158V160L116 161H119L118 159H119ZM120 157V158H121ZM198 157V156H197ZM211 157V156H210ZM225 157V158H224ZM5 158H7L6 159V161H8V162H6V161H3ZM21 158H23V160H21ZM39 158H40V161H39ZM54 158V157H53ZM61 158V157H60ZM59 158V159H60ZM68 158V159H67ZM88 158V159H87ZM116 158H114V162H115V159ZM19 159H18V161H19ZM37 159H38V162H39V164H38V162L36 163L35 161H37ZM50 159V158H49ZM73 159H72V161H73ZM113 159V158H112ZM198 159V158H197ZM212 159V160H211ZM47 160V159H46ZM51 160V159H50ZM58 160V159H57ZM62 160V161H63ZM70 160H68V161H70ZM195 161H196V158L194 159ZM200 160H201V158H200ZM202 160H204V159H202ZM223 160H224V162H223ZM54 161H56V160H54ZM60 161V160H59ZM62 161H60L61 162V164H64V162L65 161H63V163H62ZM67 161V162H68ZM113 161V160H112ZM111 161V163H113L112 164V166H114L115 164H114V162H112ZM194 161V162H195ZM197 161H199V160H197ZM14 162V163H13ZM21 162H23L22 164H21ZM45 163V162H47V164H48V161H42V163ZM53 162V160L52 161H50V163H52ZM59 162V163H60ZM67 162H65L66 163V165H68V164H70V163H68L67 164ZM74 162H76V161H74ZM73 162V163H74ZM203 162V161H202ZM37 164V165H35L34 167H32V165L31 164ZM43 163V165L42 166H44L45 164ZM57 164H58V162H56ZM72 163V164H73ZM80 163H81V161H80ZM193 163V162H192ZM199 163H200V161H199ZM216 163V164H215ZM19 164L20 165H22V166H19ZM26 164V165H25ZM29 164H30V166H29ZM52 164H54V163H52ZM57 164H54V166H56ZM117 164H118V162H117ZM200 164H202V163H200ZM0 165H1V163H0ZM11 165V166H12ZM24 165V166H23ZM65 165V164H64ZM63 165V166H64ZM79 165V164H78ZM78 165H76V163H75V165L73 166V165H68V166H70L72 169H73V171L75 170V166H78ZM111 165V164H110ZM109 165V166H110ZM183 164H181V166H182ZM192 165V164H191ZM203 165H204V163H203ZM2 166V165H1ZM0 166V168H2L1 170H2V172H3V170H5V172H6V169H7V171H8V166L6 167L5 166V168H4V166H2L1 167ZM28 166V167H27ZM48 166H53V165H47L46 167H44V168H47ZM61 165L59 164V167H60ZM80 166V165H79ZM78 166V167H79ZM107 166H108V163H107ZM217 166V167H218ZM10 167V166H9ZM25 167V168H24ZM58 167V168H59ZM68 168V169H71V168ZM186 167H188V166H186ZM192 167V166H191ZM207 167V168H208ZM14 168V169H13ZM43 168V167H42ZM49 168H51V167H48V169ZM54 168V167H53ZM53 168H52V174L54 173L53 172ZM61 168V167H60ZM64 168H65V166H64ZM109 169H110V167H108ZM108 168H107V170H108ZM195 167H193V169H194ZM223 169L225 172H223V170H220V169ZM36 169H38V168H36ZM55 169H57V166L55 167ZM63 169V168H62ZM62 169H60L59 171H62ZM181 169V168H180ZM180 169H178V170H180ZM183 167H182V171H183ZM189 169V168H188ZM0 170V171H1ZM32 170V171H31ZM43 170V169H42ZM44 170H46V169H44ZM58 170V169H57ZM57 170H55L57 173H58V171ZM65 170H66V168H65ZM65 170H63V171H65ZM80 169H78L77 170V167H76V170L75 171H79ZM127 171L126 172H130V170L128 171V169H126ZM204 170H206V171H204ZM29 171H30V174H29ZM38 171V172H37ZM50 171V170H49ZM50 171V172H51ZM63 171H62V173H63ZM67 171V170H66ZM69 171V170H68ZM67 171V172H68ZM74 171V172H75ZM185 171V170H184ZM183 171V172H184ZM186 171H188L187 169H186ZM215 171V172H214ZM9 172V171H8ZM32 172H34V173H32ZM41 172H43V171H41ZM47 172V171H46ZM49 172V173H50ZM125 171H124V175L122 176V175H120V173H118V174H116L117 175V177H118V181L117 180H115V176H114V178L111 180V181H113L114 183H116V181H117V183H121V184H124V181H126V183H125V185L127 184V180H125V178L127 179L128 178V181H130L129 180V177H132L131 176V174H127ZM178 172V171H177ZM182 172V173H183ZM35 173H36V176H33V174L35 175ZM38 173V174H37ZM48 173V174H49ZM56 173V175H57V178H64V177H58L59 176V174H61V173H59V174H57ZM64 173H66V172H64ZM63 173V175H65ZM69 174L71 173H73V172H68ZM76 174L77 173H79L80 174V171L79 172H75ZM176 173V172H175ZM188 173V172H187ZM186 173V174H187ZM190 173V172H189ZM224 175H223V174ZM12 176H11V175ZM52 174H50V176L52 175ZM122 174V173H121ZM125 174H127V175H125ZM180 173L178 172V175H179ZM191 174H192V172H191ZM5 175V176H4ZM54 175V174H53ZM63 175H60V176H63ZM66 175L68 176V174L66 173ZM75 175V174H74ZM185 174L183 173V176H184ZM188 175V174H187ZM223 175V176H222ZM7 176H10L11 178L9 179V177L7 178ZM22 176V175H21ZM120 176H121V178L124 180L123 181V183H122V179L120 178ZM126 176H128V177H126ZM181 177H183L182 175H180ZM188 176H190V175H188ZM228 176V177H227ZM4 177H6L7 179H5ZM34 177V178H33ZM54 177V176H53ZM180 177V178H181ZM187 176H185L184 178H186ZM222 177V178H221ZM29 178H33V179H35V181L33 180V182H32V180L31 179H29ZM40 178V177H39ZM56 178V177H55ZM211 178V179H212ZM222 180H221V179ZM15 179V180H14ZM21 179V182L22 183H24L25 181H23V179H27L26 180V182H28V180H31V181H29L27 184H26V182H25V185L27 186V188L25 187V185H22V183L19 181L18 182V180H20ZM121 179V180H120ZM176 179H178V180H180L179 178H176ZM190 179H192L191 181H190ZM15 182H17V183H15V184H17V187H18V185H19V183H20V185L19 186H24L25 187V189H23V190H21V192H24L23 194H21V196H18V197H20L21 199H18V197H17V195H19L20 194V190H18L17 191V189H22L21 187H19V188H15L14 186H15V184L13 185V181ZM182 180V179H181ZM180 180V181H181ZM185 180V179H184ZM184 180H183V182H184ZM189 180V181H188ZM203 180V181H202ZM210 180V179H209ZM111 181H110V183L109 184H107V188L108 189H106V190H108V191H112L113 189H111L112 188V184H114V183H112L111 184ZM198 181V182H197ZM211 181V180H210ZM209 181V182H210ZM34 182L35 183H37L36 185L34 184ZM40 182V183H39ZM179 182V181H178ZM178 182H177V184H178ZM190 182V183H189ZM33 185L34 184V186H32L33 188L35 187V190H38V191H36L35 192V190L31 187V184ZM117 183H116V185H117ZM181 183V182H180ZM205 183H207V182H205ZM215 183V184H214ZM28 184H30V185H28ZM111 184V185H110ZM175 184V183H174ZM173 184V185H174ZM3 185H6V187H8V188H6V187H3ZM8 185V186H7ZM10 185H12L11 186V188H9L10 187ZM37 185L39 186L37 189H36V187H37ZM108 185H109V187H108ZM115 185V184H114ZM215 185V186H214ZM28 186H30L31 188H29ZM177 186V185H176ZM183 186H182V188H183ZM207 186H208V184H207ZM214 186V187H213ZM178 187H180L179 185H178ZM204 187L206 188V186L204 185ZM4 188H6L5 190H3ZM13 188V189H12ZM14 188H15V191H14V193L12 192L13 190H14ZM173 188V187H172ZM7 189H9V191L12 189V191L10 192V198H8L9 197V192H8V190ZM28 189V190H27ZM30 189H32V191L30 190ZM111 189V190H110ZM207 189V188H206ZM30 190V191H29ZM173 190H175V188H173ZM181 190H183V189H181ZM19 193V194H17V192ZM186 191V190H185ZM207 191H208V189H207ZM29 192V193H28ZM171 192H174V191H171ZM179 192H180V190H179ZM179 192H177V190H176V194L178 193L179 194ZM186 192V193H187ZM206 192V191H205ZM16 194V195H13V194ZM31 193V194H30ZM7 194H8V196H7ZM171 194V193H170ZM175 194V192L173 193V195ZM178 194L176 195L177 197H178ZM33 195V196H34ZM180 196H181V193L179 194ZM203 195H204V193H203ZM33 196L32 197H30L31 198V200H32V198H33ZM176 196H174V197H176ZM179 196V197H180ZM210 196V197H209ZM6 197V198H5ZM190 197H191V199H190ZM2 198V199H1ZM34 198H36V196H34ZM33 198V199H34ZM56 198V197H55ZM58 198V197H57ZM57 198L54 200L55 202H58V204L56 203L55 204V206H57V205H59V207L61 206L60 204H59V201H56L57 200ZM182 197H180V199H181ZM7 199H9L8 201H7ZM59 199H61V198H59ZM177 199V198H176ZM183 199V198H182ZM183 199V200H184ZM209 199V200H208ZM4 200V201H3ZM28 200H30V199H28ZM37 201H38V199L36 198V200H35V202L37 203ZM61 201V200H60ZM194 201V202H193ZM197 201L198 202H200V203H202L201 205L199 204V203H197ZM15 202H18V203H20L19 205H18V203H17V205L15 206L14 205V203ZM24 204H23V203ZM34 202V200H33V203H35ZM191 202V203H190ZM195 202L197 203V204H195ZM30 204H32V206H34L35 204H33V203H31V201L29 202ZM62 203V202H61ZM177 203V202H176ZM16 204V203H15ZM54 204V203H53ZM53 204H52V207H53ZM179 204H181V203H179ZM192 204V205H191ZM198 204H199V206H198ZM203 204H204V208H203ZM6 205V206H5ZM154 205V204H153ZM156 205V204H155ZM154 205V206H155ZM186 205V206H185ZM31 205H28V207H32ZM62 206H65V204H63ZM62 206H61V208H62ZM158 206H159V208H158ZM188 206V207H187ZM191 206V207H190ZM52 207H50L51 209H53ZM66 207V206H65ZM153 207V206H152ZM163 207V208H164ZM177 207V206H176ZM190 207V208H189ZM35 208V207H34ZM41 208V209H40ZM49 208V209H50ZM57 207H55L54 209L55 210H57L56 209ZM68 208V207H67ZM167 208V209H168ZM186 208V209H185ZM24 209H26V211L24 210ZM36 209L37 210H42L43 211V208H42V206L41 207H39V208H35V209H32L33 210V212H32V210H30V214H31V212H32V214L34 213V210L36 211ZM50 209V210H51ZM165 209H166V207H165ZM58 210H59V208H58ZM63 210V209H62ZM61 209H60V211H62ZM65 210L66 211H64V212H67V209L65 208ZM161 210H163L162 208H161ZM178 210H180L179 212H180V214H179V212H178ZM185 210V211H184ZM204 210H206V211H204ZM53 211V210H52ZM59 211V212H60ZM69 211V210H68ZM164 211V210H163ZM168 211V210H167ZM166 211V212H167ZM178 212V214L180 215H178L179 217H180V219H179V217L177 216V212ZM203 211V212H202ZM17 212V213H16ZM28 212L25 214L27 217L28 216H30V214L28 215ZM161 211H159V213H160ZM183 212V213H182ZM185 212V213H184ZM15 213H16V218H15ZM36 213V212H35ZM63 213V212H62ZM162 213V212H161ZM172 213V214H171ZM181 213H182V215H181ZM2 215V214H1ZM24 215V217L26 218V216ZM160 215V214H159ZM162 215V214H161ZM166 215V216H167ZM173 215V216H172ZM186 216V218H185V216ZM24 217H22V218H24ZM149 217V218H150ZM159 218H164V216H158ZM181 217L183 218V221H181ZM15 218V219H14ZM24 218V219H25ZM146 218V219H145ZM169 218H165L166 220H163V221H166L167 223L168 222H171V220H169V221H167ZM136 219V218H135ZM156 219V220H155ZM161 219V220H162ZM175 219H177L178 220V222L175 224V222L177 221V220H175ZM185 219V220H184ZM124 220V219H123ZM146 220H148V221H146ZM15 221H14V224H16L15 223ZM135 221V220H134ZM133 221V222H134ZM173 221H175V222H173ZM186 221V222H185ZM2 222H4V227H3V224H2ZM121 222H122V220H121ZM120 222V223H121ZM125 222H126V220H125ZM136 222V221H135ZM149 222V223H148ZM159 222V221H158ZM165 222V223H166ZM183 222H184V224H183ZM153 223H154V225H153ZM164 222H162L161 221V224H163ZM172 223H168V224H170V225H172ZM9 224V225H8ZM124 224H126L125 226H126V228H127V226H128V223H124ZM130 224H132V222L131 223H129V225ZM138 224V223H137ZM186 224V225H185ZM17 225V224H16ZM15 225V226H16ZM122 225V224H121ZM120 225V226H121ZM136 225V224H135ZM152 225V226H151ZM158 225L160 226V224L158 223ZM165 224H163L162 226H161V228L164 226ZM167 225V224H166ZM172 225V226H173ZM124 226V227H125ZM131 226V225H130ZM171 226V227H172ZM1 227H2V229H1ZM129 227V226H128ZM137 227V226H136ZM166 228H167V226H165ZM192 227V228H191ZM16 228H17V226H16ZM15 228V229H16ZM158 228H160V227H158ZM160 228V229H161ZM169 228V231H171V229L173 228H170V226L168 227ZM167 228V229H168ZM181 228V227H180ZM190 228H191V230L192 231H190ZM122 230H124L123 228H121ZM130 229V228H129ZM163 229H164V227H163ZM178 229V228H177ZM128 230V229H127ZM126 230V231H127ZM139 230V231H138ZM154 230V231H155ZM165 230V229H164ZM163 230V231H164ZM174 230V229H173ZM160 232H162V230H159ZM175 231H176V229H175ZM4 232V233H3ZM124 232V231H123ZM123 232H122V234H123ZM158 232V231H157ZM194 232V233H193ZM164 232H162V234H163ZM165 233H167V231L165 230ZM122 234H120V235H118V236H120L121 237V235ZM127 235H128V233H126ZM145 234V235H144ZM169 234V233H168ZM171 234V233H170ZM187 234H188V236H187ZM124 236H125V233L123 234ZM135 235V236H134ZM143 237H142V236ZM147 235V236H146ZM159 235H161V234H159ZM165 235V234H164ZM2 236V235H1ZM123 236V237H124ZM139 236V237H138ZM172 236H173V234H172ZM186 236H187V239H186ZM119 237V238H120ZM155 237L156 236H153V238H154V240L153 241H155L156 239H155ZM162 237H163V235H162ZM191 237V238H190ZM118 238V239H119ZM138 238V239H137ZM141 238V239H140ZM150 238H152V237H150ZM176 238H178V240L176 239ZM182 238H185V241H183V240H181ZM122 239H124V238H121V240ZM129 239V241H127ZM144 239V238H143ZM163 239V238H162ZM173 239V238H172ZM180 239V240H179ZM121 240H119V242H121ZM159 240H161L160 238L157 240L158 242H159ZM164 240V239H163ZM163 240H161L162 242H164ZM122 241V242H123ZM139 241H140V243H139ZM148 241V242H147ZM170 241V242H169ZM172 241H173V243H172ZM150 242V243H149ZM175 242V243H174ZM147 243H149L150 244V247H151V249L153 250H151L150 248H149V244H147ZM161 243V242H160ZM160 243H158V244H160ZM165 243V242H164ZM170 243L173 245H170ZM256 243V244H255ZM145 244L147 245V246H145ZM154 244V243H153ZM162 244V243H161ZM177 244V245H176ZM248 244V245H247ZM258 244V245H257ZM118 245V244H117ZM116 245V247H119V246H117ZM239 245V246H238ZM252 245V246H251ZM255 245H257V246H255ZM130 246V247H129ZM157 246V245H156ZM161 246V245H160ZM175 246V247H174ZM176 246H177V248H176ZM254 246V247H253ZM238 247V248H237ZM251 247V248H250ZM257 247V248H256ZM123 248H124V253L126 254H124V253H121V252H123ZM129 248V249H128ZM132 250H131V249ZM147 248V250L146 251H148L149 249V251L146 253V256L147 257H143L144 256V254H142L141 255V253H144V252H141V249H142V251L144 250L145 251V249ZM156 248V249H155ZM161 248H162V246H161ZM160 248V249H161ZM133 249H134V251H133ZM159 249V250H160ZM175 251H174V250ZM177 249L180 251V252H178L177 251ZM126 250V251H125ZM157 251L158 253H157V255L155 254V251ZM162 250V249H161ZM168 250V251H167ZM239 250V251H238ZM236 251V252H235ZM168 252V253H167ZM171 252V253H170ZM174 252V253H173ZM243 252H244V254H243ZM252 252V253H251ZM138 253V254H137ZM161 253V254H160ZM170 253V254H169ZM176 253V254H175ZM179 253V254H178ZM239 253V254H238ZM153 254H155L156 256L155 257H157L158 255V257L155 259V257H153V258H151V256H154ZM165 254H167V256L165 255ZM174 254V255H173ZM261 254H264V253H261ZM118 255H119V253H118ZM136 255H137V258H139V261L141 260V263H139V261L137 260V258H135L136 257ZM138 255H139V257H138ZM173 255V256H172ZM243 255V256H242ZM142 256V257H141ZM164 256H166V257H164ZM170 256H172V257H170ZM226 256V257H225ZM242 256V259L240 258ZM149 257V258H148ZM177 257V258H176ZM191 257V258H190ZM239 257V258H238ZM169 258H171V260L169 259ZM178 258H180V259H178ZM256 258H257V261L258 262H256ZM137 260V261H135V260ZM143 259V260H142ZM168 259V260H167ZM178 259V260H177ZM240 259V260H239ZM121 260V259H120ZM123 260H122V264H123ZM176 260V261H175ZM180 260V261H179ZM181 260H182V262H181ZM204 260V261H203ZM223 260V261H222ZM233 260V261H232ZM119 260H117V262H118ZM135 263H134V262ZM188 261V262H187ZM222 261V262H221ZM239 263H238V262ZM254 261V262H253ZM262 261H264V260H262ZM115 262H116V260H115ZM115 262H113L114 264H117V263H115ZM153 262V261H152ZM178 262H180V263H178ZM190 262V263H189ZM204 262V263H203ZM233 262V263H232ZM261 262V261H260ZM259 262V263H260ZM156 263V264H157ZM165 263V264H166ZM246 263V264H247ZM118 264H120V263H118ZM155 264V263H154ZM162 264V263H161ZM169 264V263H168Z\"/></svg>",
	"mask_w": 264,
	"mask_h": 264
}]
</instances>
